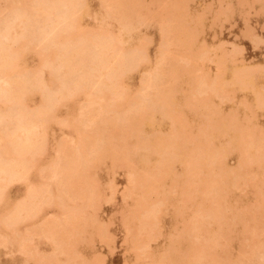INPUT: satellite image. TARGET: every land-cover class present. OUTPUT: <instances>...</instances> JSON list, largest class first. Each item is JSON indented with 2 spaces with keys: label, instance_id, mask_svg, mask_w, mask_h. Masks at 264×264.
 Segmentation results:
<instances>
[{
  "label": "rangeland",
  "instance_id": "374dc122",
  "mask_svg": "<svg viewBox=\"0 0 264 264\" xmlns=\"http://www.w3.org/2000/svg\"><path fill=\"white\" fill-rule=\"evenodd\" d=\"M46 1H49V0H46ZM105 1H102V0H88V3H87L88 12H83L82 11L83 9H79L80 7L78 6L79 8L77 7V9L74 11L73 15L80 22V24H86V23H89L92 20V17L90 16L91 17L90 18L88 15L89 14L92 15L93 12H97L98 13V15H97L98 16V20H101V21H99L100 23L98 22V20H95V21L99 25H103V24L106 25L107 23H110L109 26H108V24L106 26H108V29L111 30V32H113L114 34H116V33L120 34L121 32L125 33L123 31H121V29H119V28L122 27L123 24L120 27L119 25H120L121 22H119V25H118L117 23H115L117 21H115V22L112 21V18H111V21H110L108 16L111 15V13L110 12L107 13V11H108V8L111 9V8H114V7H115L114 9H111V10H113L111 12L114 13V11H115V13L117 12L116 14H118V11H119V14H120V10L121 9H122V11L123 10L127 11V9L129 8V4H128V8L127 9H124V7H123V5L126 6L127 0H126V3H124L125 0H123V1L122 0H118V1L116 0L117 4L119 6H121V7H119L118 5L115 4L116 3L115 0H112V1L108 0V5L110 6V4L114 2L113 5H116V6L107 7L108 6L107 2H106V4H104ZM128 1H130V0H128ZM132 1H135V4H137V1L139 2L140 0H132ZM202 1H203V3H202ZM3 2H4V4H3L4 6L2 5ZM98 2L102 4L101 8L99 7L100 4H98ZM121 2H123L122 3L123 5H120ZM216 2H218V3H216ZM220 2L222 4H219ZM250 2H251V4H250ZM31 3H32V0H25L21 4H18L17 7H18L19 10L26 11L25 14L27 12L29 14V12L31 10ZM130 3H131V1H130ZM174 3H175V5H174ZM176 3H177V5H178V3H180V5H178V6L181 7V5H182L184 7V8L182 7L183 11H181L179 8H177L181 12V14H180L181 16L180 17H176V16H179V15L176 14L178 12H174L176 9L173 10L175 8V6H177ZM135 4L134 3L132 4V6H133L132 10H134V11L130 10L132 12V14H131V12H129V13H125V15L128 14L127 16H129V14H130L131 17L135 18L134 16L136 15V12H135V9H136V10H138L137 13L139 14V15L137 14L139 16L138 19H141L140 18V15H141V17L143 16L144 19L148 18L147 20H149L151 23H149V25H148L146 19L144 21H142V20L138 21L137 19H135V21L137 20L136 22H139V23H137V25H135L136 22L134 23V29L131 32H129L128 34H125V38L126 37L128 38L126 40L127 42L125 41L124 45L122 44L120 46V48L123 49V47H124L125 49H123L120 52V54L117 51L118 53L116 52L117 54L113 56V58L115 59V57H117L118 54L121 55V53L123 51H124L123 53H125V50H126V52L128 50H130L132 48V45L137 43V40H138L137 38L138 37L142 38L144 40V42H146V38H147L148 42H149L151 37L153 38V42H151L150 45H149V54H150V56L148 57V60H150V62L149 61H147V62H143L142 61L143 63L141 64L139 72L135 73L136 76H135V79L133 80V84H135V85L130 88V91L129 90L128 91L124 90V93H123L124 95L122 94L121 98L115 95V97L113 99V97L111 96L112 94L109 91H107V92L109 94H111V95H109V94L105 95L106 89H104L105 86L102 83L104 82V79H105L104 72L106 70L105 71H100V77H101V75H102V77L101 78L98 77L99 81H97L98 78L96 79V77H95V76H97L96 73L91 72V74H90L89 71L92 70V69H90L92 64L90 65V62H89L88 58L90 56L89 54H90L91 51H88L87 47H86V50L88 51V55L85 52L86 50L83 53V54H85V56L83 57V58H85V65L83 67L75 69L73 74H72V77H73L75 82L78 81V83H79V81H81V80H79V78L80 79L82 78L80 75H86L89 72L88 73L89 74V76H88L89 82L87 81V83L85 84V88L83 86H81L82 89H83L82 91L80 90L81 88L77 87V90H78V88H79V90L75 91V92H77L75 94V93H73L74 91L72 89V87L75 88L72 85L75 82L73 81V83H71V81L69 80V77L71 76V74H70V76L68 75V82H70L72 87H71V85L68 84L67 81H65V82H67L66 83L67 84L66 88H67V86H70V87H68L69 89L68 88L67 89L68 90L72 89V91H73V92L69 91V94L71 93V97L69 95V97H70L68 99L69 101L63 99L62 101H64V103L59 100L60 103H59V101H58V103H56V105H58V106L55 105L53 107V109L54 108L55 109L53 110V113H51V115L54 114V116L57 114V116H55V119L53 118L54 120H52V122L53 123H57V121H60V122H58L59 129L62 130L60 135L63 134L61 137L58 138V140L56 139V140L50 142L49 148L51 149V147H52V149H51L52 152L51 151L49 152V150H48V152H46L47 154L51 153L54 159L51 161L50 164H47V161H41V160L39 161L38 164L34 163V166H32L33 168L31 167L32 169L30 168V170H28L30 172H27V174H26L27 175V177H26L27 179L25 181H28V182H26L27 184L24 181V185H25V186H23L24 188L23 187L22 188H17L16 190H15V186L17 185V183L16 182L14 183L12 181L8 182V177L9 176H7V175L3 176V174H1V172H0V178L3 177L5 179L4 180L2 178L4 180V182L0 181V185L4 186L3 189L5 191L13 190L16 193L18 192V195L20 197H22L23 195H25L27 193V192L25 193L24 191L27 189L28 185L29 186H33V185L37 186L38 183H40V182L42 183L43 182V184H41L40 188H41V193L45 195L46 192H44V189L47 190V188L50 187L48 190L51 191L54 188L53 184L59 182L60 179L62 180V178L58 174H54V169H56V167H57V163H56L55 160H56V158L58 159V157H59L58 154L60 153V151L62 149L65 151V153L67 151L69 152V150L77 152L78 155L80 153L81 154L80 155L81 158H82V156L85 157V158L83 157L82 160H84L86 163L85 162L83 163L82 160H80V162L85 164V165L88 163L87 162L88 159H89V162H90V159H92L90 164H88L87 167H85L88 170H90V171H88V173H87V170L85 169L86 172L83 170L81 173L75 175L74 178H72L71 182L69 181L70 182L69 183V187L71 188V189L70 188L68 189V194L69 195L68 194L67 195L64 194V195L61 196L63 198L59 197V195H58L56 197L57 199H55V200L53 199L51 201V203L55 202L57 200L59 201V199L61 198V202H60L61 206H59V208L62 211H63V209L67 211V209H70V207H72V206H74L75 209H77V207L78 208H83L84 214H82L83 212L81 214L79 213V212L82 211L80 209H77V212H76V210H74V208H71L75 213H78L79 215L83 216V218H81V216H78L79 217L78 218L77 215H75V213H74V215L76 216L74 218H76V219H74V218L73 219L75 221L71 218L75 222L74 226L72 225L73 223L71 225H68L67 227L65 225H62V223H59V224H57L56 227H53V226H55L54 222L55 223L60 222V219L63 222L64 218H67L68 216L65 214L64 211L62 213H56L55 211H52L49 208H47V211H45V215H47V216L44 215L45 217H44V222H43V223L48 224L46 226V228H45L47 230L46 232H44V233H42L40 235H35V233L30 232V230H32V229L29 230L27 227L23 228V229H20L19 230L20 233H18V235H17V233H13L12 232L14 234V235L11 234L12 237L16 236L15 239L13 237V239H14L13 240V242H14L13 249H16V250H15V254H12V257L15 258L16 260H19L20 261V262H18L19 264H23L25 262V260H27V262H26L27 264H34V262H35V264H38L36 260H38L40 257H44V255H45L44 263H46V264H73V263L74 264H81V263L83 264V262L90 263V261H91V264H93L92 263L93 261H94V264H98V262H101L100 260H102V259H99V258H103V255H105L104 256L105 260L108 259V261H106V263H105V260H104L103 262H101V264H188L187 262H189V263L191 262L192 264H194V263L197 262L196 259L203 254L202 253L200 255L199 254L200 252L198 253L194 249L195 246H196V248L202 249L203 248L202 246L204 244L205 245H210V243H211L210 247H212L213 249L216 250V254L215 255L220 256L221 258L224 257V259H222V262H218L215 258L213 259L212 256L210 255V253L207 252L208 249L205 247V252L208 255L205 253L207 256L206 255L204 256V260L202 258L201 259L202 261L199 262L200 261L199 260L196 264H212V263L213 264H243L246 261H252L253 258L256 259L257 261L259 260L260 262L261 261L263 262L264 259L261 258L262 254L260 252L264 249L263 248L264 247V233L261 232L264 229V227H263V229H261V227L264 225V221H263V219H261V218H264V210H262L263 208L261 206L262 201L264 202V154H262L261 152H258V150L256 151L255 150L256 149L255 148V142L253 143L251 141H253V140L255 141L256 140L255 138L258 137V134L262 135V137L264 139V112L261 111V110H258L256 108L257 104H256L255 98L253 96V95H255V97H257L259 95L261 97L264 96V47H263L264 46V40H260V38L264 39V0H223V1H219V0H217V1H215V0H145L144 1L143 0L142 3L140 2V5L138 4L140 7L138 5H136V6H138V8L137 7L134 8ZM142 4H144V5L146 4V6H143ZM148 4H149V6H148ZM153 4H154V6H153ZM218 4H219L220 7L217 6ZM228 4H229V7H228ZM58 5H57L58 8L65 6L62 2L59 3ZM156 5H157V7H156ZM250 5L253 6L252 7L253 10H255L256 7H257L256 14H255V11H253V13H252V8H251V10L249 8ZM48 6L49 7L50 6L53 7L54 5L52 6V4H47L46 8H48ZM226 6H227L228 9L226 8ZM0 7H1L0 8V20L3 19V18H6L7 15L11 17L10 18L11 20L14 17H16V15L12 16V14H11L12 12H9L10 10H9V5H8V1L7 0H1L0 1ZM54 7H56V5ZM67 8H68V6L66 8H64V9L66 10ZM119 8H120V10H119ZM170 8L173 10L174 14L176 15L175 17L171 16L170 14H169L170 17H168V14L166 13L167 14L166 15L164 13L165 10L168 11V9L170 10ZM229 8H231L233 11L230 10ZM248 9H249V11H248ZM58 11L59 10H57V8H56V13ZM103 11H105L108 14V16H106L107 14H105V12H103ZM126 11H124V12H126ZM245 11H248L249 12L248 14L252 13L253 15H251V14H250L251 16L248 15V19H247L245 16H243V15H246V13H247ZM124 12H122V14ZM170 12H171V10H170ZM54 13H55V10H54ZM54 13L52 11L53 15H55ZM134 13H135V15H134ZM160 13H161V16H160ZM261 13H262V15H260ZM171 14L173 15L172 12H171ZM27 15H26V17H22V18L19 17V20L20 21L22 20L21 22H24L25 19L27 20V18L29 17V16L27 17ZM53 15H51L49 17H53ZM58 15H60V14H58ZM165 15H166V18H164V22H163V18L160 19V17H164ZM194 15L196 16V18L194 17ZM103 16L105 17V19H104ZM138 16H136V17H138ZM242 16H243V18H241ZM192 17H194L195 19L192 18ZM8 18L9 17H7V19ZM190 18H191V20H190ZM23 19H24V21H23ZM31 19L32 18H30V20ZM35 19H36V17H35ZM38 19H39V17H38ZM48 19L49 18L46 19V17H45L43 20H48ZM51 19L54 22L56 20H58V19H53V18H51ZM151 19L153 21H151ZM102 20H103V22H102ZM245 20H249V21L247 22ZM29 21H27L28 23L26 22L27 25L30 27V29L34 28L35 30L33 29L34 31H31L29 29V31H28L27 28H25L26 32L34 33L33 34L34 36L33 35L31 36V34L27 35L29 33H26V35L29 36V38H27V39L29 40L28 42H30V44L27 45L28 46V51L25 52L26 53L25 55L27 56V57L26 56L25 57H26L27 60L29 58H32V59L35 58L37 60V57L39 56L40 60L37 63L36 67H33L29 71H27L28 73L30 72L29 73L30 75L27 76L28 73H26V72H25L26 73L25 76L22 75L21 72L23 73V71H22L23 68L18 67V68H15L14 70H12L8 75L5 74L7 76V78H6V76L4 74L1 73L3 76H1L2 78H0V80L2 79L1 81L3 82L4 76H5V79H4V81H5L6 79H9L8 77L10 75H12V77H16V74H18V75L20 74L21 76L26 77L28 79V81H27L28 87H30L29 82H30L31 86H34L33 85V82H34L35 88L37 89V90L35 89V93L38 94L39 98L36 100V103L34 102V104L32 106H29V108L26 107L24 104L22 105L23 108L25 106L27 109L31 110V108H32L34 110V107H36V109H37V106H39L40 99L41 100H47V98H49V97H45V95L48 94L49 89L52 90V91H55V92H52V93L49 92L50 93V97H51V95L56 93L58 91V89H59L58 88L57 91H56V90H53V88L55 89L56 87H59L60 85H63V84L65 85V82H64V78L65 77L64 78L61 77L63 73L65 75V70H63L64 68L61 67L62 69H60L58 74H56L57 69H55L56 71L53 69L54 67L53 68L51 67V69H50L49 68L50 65H48L45 62L46 59L44 58V54H45V49L44 48H45L46 44L48 43L47 41L49 40V38L52 37L53 33L58 32V30L59 31L61 30V28L64 26V22H62V23L58 22V23H56L54 25H53V23H51L54 28H53V30H49L47 28V25H48V22L50 23L51 20H48V22L46 21L47 25L44 24L45 21L44 22H39V23L36 22L37 24L35 23L34 20H33L34 23H33V21H31L32 23L29 22ZM243 21L246 24H244ZM255 21H256V23H255ZM21 22H19L17 20L13 24L14 25L17 24L19 26V28H21L22 26H24V27L27 26V25H24L23 23H22L23 25L21 24L22 26L19 25ZM201 22H202V24H201ZM153 23H155V24H153ZM160 23H161V26H162V23H164L165 26H167V24L169 25L167 27H165L163 25V27L167 31L169 30L168 33L170 32L169 33L170 35L167 33L166 30H165L166 34L160 32V28L157 27V26H160L159 25ZM165 23H167V24H165ZM247 23L250 25V28L252 27V29L253 28L254 29L250 30V31L247 30L246 32H249V33L248 34L246 33L247 35H245L244 36L245 38H244L243 35H241L242 32L240 31V33H239V29H241V30L244 29L247 26ZM11 24L12 23H9V25H11ZM43 24H44V26H46V28L43 26ZM260 24H262V25H260ZM34 25H35V27H34ZM32 26H33V28H32ZM139 26H141V27H139ZM180 26H182V27L184 26L185 27V33H186V35L188 34L189 36H191L190 39L192 37L195 38L194 39L195 43H193L194 46H190L191 48L188 45H186V42L184 41V38H186L185 39L186 41L187 40H188V42L190 41L189 42L190 45H192L191 44V40L193 38L190 40L189 37H188V39H187V37L185 36V33H183L184 31L181 32L182 35L180 36L179 35L180 33L179 34L177 33V31L179 30V29L177 30V28L180 27ZM243 26H245V27H243ZM16 27L17 26H14L13 28H11V30L13 31V29H15V31H20V32L21 31L22 32L25 31L24 28H23V30L22 29L19 30V28H16ZM48 27H49V25H48ZM261 27L263 28V30H262ZM40 28H43L44 33H47V34L49 33L48 36H46L45 34L43 35L42 31L38 32V29H40ZM44 28H45V30H44ZM137 28H138V30H136ZM158 28H159V30H158ZM259 28H261V29H259ZM46 29H47V31H46ZM11 30H9V32H8L9 36L7 35L9 38L6 37V40L8 42H6V41L4 42L6 45L11 43L12 35H15V36L17 35V32L13 31L14 32L13 33ZM118 30H120L121 32H118ZM181 30H182V28H181ZM178 32H180V31H178ZM23 33H25V32H23ZM38 34H40L41 36L40 35L38 36ZM146 34H149L151 37L150 36L149 37H145ZM159 34H161L163 37L167 35V39H168V35L170 37V40H169V42L167 44H169V45L171 44V46L168 47V45H167V47H165V48L169 49L170 52L168 53L166 51V49L164 50V48H163L164 45L162 46V48H160V49H163L164 51L158 49L159 51H162L160 53L164 52L165 55L162 54L163 57H168V60H166L167 62L166 61L163 62L165 60V58L162 59V62L161 61H159V62L157 61V53L158 52L155 51V48H156L159 40L162 41V39H163L164 42H165V39L163 37L160 38L161 36ZM183 35L185 36L184 38H183ZM25 36L23 35V37H25ZM158 36H159V38H158ZM210 36H212V38H210ZM241 36L243 37V39L241 38ZM21 37H22V35H21ZM30 37L31 38L35 37L36 39L35 38L34 39L36 41L34 39L32 40ZM13 38H14V36H13ZM42 38H44V39L47 38V40L46 41L42 40ZM10 39H11V41H10ZM24 39L27 41L26 38H23V40ZM17 40L15 39L14 41L17 42ZM23 40H21V38H20V41L18 40L19 43L15 42L16 45L14 43H13L14 46L11 45L12 43L10 45L12 46L13 49H16V48L19 47L20 44H23V43L25 44L26 43ZM37 40H39V41H37ZM143 40H141L142 44H143ZM253 40L255 41V43H257V42L259 43L260 41H262V43H260L258 45H254L251 42ZM51 41H52V39H51ZM20 42H22V43H20ZM83 43H85L84 44V48H85V45L87 43L86 42H83ZM165 43H163V44H165ZM50 44L51 43H49L48 45L50 46ZM235 45H237V46L239 45L238 47H241L240 45H242L243 50H242V52L238 51V54H241V56L240 55L237 56L238 54H235L236 52H234L233 55L234 56L236 55V57L233 56L234 58L231 60V58H232L231 55L232 54H230V51H227V50H230V49L231 50H235L236 49ZM88 46H90V45H88ZM196 46L197 47L199 46L198 47L200 49V50L198 49L199 51L196 49ZM253 46H257V47L253 48ZM216 47H217V49H216ZM46 48H48V47L46 46ZM218 48H219V50H218ZM224 48H225V50H224ZM41 49L43 50V52H42ZM194 49H196L198 51L197 52L198 54L196 53V50L194 52ZM223 50L226 52L225 55L227 54V56H225L223 54L224 53ZM91 53L94 54L93 52H91ZM166 53H167V55H166ZM212 53H214V55L216 54L217 57L214 56ZM92 54H91V56H92ZM153 54H154V61H153ZM195 54H197V56ZM228 54H230V57L228 56ZM223 55H224L225 58L222 57ZM91 56H90V58H92ZM113 58H112V60H114ZM215 58H218V59L221 58V59H220V61L219 60L216 61ZM238 58H239V60L241 58L242 64H241L240 61L234 60V59H238ZM222 59H225L226 62H224V60L222 62ZM112 60L110 59V63L113 62ZM233 60L236 61V63H234V65L236 66V69H237V67H240L241 65H242V67L244 65L248 66V68L252 67V68H250L251 70H249V71H246V67L245 68L243 67V69L246 71V74L247 73L249 74V76L248 75L247 76L250 77V79L247 81L248 84L246 82V84L248 85L246 87L247 91H246V88H245L246 85L244 86L245 89L242 91V86L240 87V85H239L240 80L238 81V80L235 79L236 81H238V83H236L234 78H233V81L236 84L235 85H232V84L229 85L230 82L228 80L232 79L230 77H233L231 75L232 67H233V70L235 69V66L230 63ZM246 60H248V61L246 62ZM171 61H172L173 65L175 63L176 64L178 63V66L181 65L183 67V68L181 67V69H183V70H181L180 67H179V69H180L179 70V69H177V65H175L174 68H176L177 70L175 71L173 69L175 71V72L173 71L174 75H176L175 73L178 72L177 75H178V77L180 76L179 77L180 79H178L177 75L176 76L171 75L172 74L171 73L172 72V68H173V67H171L172 66ZM44 62L46 63L45 65H47V67H46L47 69H45V65H43V66L41 65ZM156 62H158V63H156ZM57 63H58L57 61L55 63H53V66L54 65L56 66ZM113 63H111V64H113ZM145 63H147V64H145ZM154 63H155V67H154L155 69L151 68V66H153ZM217 63H222L223 64L222 65L223 69H220L221 65L217 64ZM216 64H217V66H216ZM254 65L255 66L258 65L257 68L261 67V69L257 70ZM184 66L187 67L188 71L184 68ZM199 66L200 67L202 66V67L199 68ZM214 66L218 67L221 72H222V70L224 72L220 73L219 70H217L216 67L214 68ZM57 67H59V66H57ZM38 68L41 70V73L42 72L43 73L49 72L48 69H50V71L53 70L55 72V74H56L55 78L52 77V79L54 80V81H52V83H49V85L47 83L46 84L44 83V86L46 88L43 89V87H44L43 84L42 85L40 84L42 86V87H40V88H42V90L40 88L36 87L37 83H35V81L39 80V78H40L39 76H35L37 73H38L37 75L40 74L39 73L40 70L36 71V69H38ZM248 68H247V70H248ZM253 68H255L254 70H257V71H253L252 70ZM170 69H171V71H170ZM190 69H191L190 73L192 74V76H189L188 74H186L187 72H189ZM236 69L234 70L235 72L237 70L239 72V69H240V71H242L241 70L242 68H238L237 70ZM153 70H156L154 72L155 74H156V72H159V71L162 74L164 73L165 77H167L166 75H168L170 73L172 78L167 77V79H166V78H164V76L162 77V78L165 79V84H166L167 80H169L168 78H170L169 81H171L172 79H175L173 82L176 81L175 83H173L171 81L169 85L168 84H167V86L165 85L168 91L165 90L166 89L165 86H163L164 88L162 86H160L161 87V89H160L159 88V84H157L158 87L157 86L156 87L160 89V91L158 89V91H157L158 93L157 94H161L160 92L164 91V93L167 92L170 95V97H171V96H173L174 92L176 93L177 89L180 88L178 90V92L176 94H174V96L172 98V102H174L173 103L174 105H172V107L170 105V110L172 108L174 109L173 111H175L177 113L175 115L177 118L173 115V114H175V112H172V110L171 111L169 110V108H168L169 104L166 105L167 107L165 106L164 108H163V106L155 105L154 104L155 103L154 100H156V99L153 98L154 95H152L153 94L152 91L150 93V95H152V96L151 97L147 96V95H149L148 94V92H149L148 90L151 89V88H147L146 87V85L148 83L146 84L143 81H142V83L139 82L142 79L145 81L146 78L150 75L147 72L153 71ZM180 71H182V72H180ZM183 71L185 72L184 74H183ZM215 71H216V76L217 77L215 75H213V73H215ZM83 72H85V73L83 74ZM140 72L141 73L146 72L147 74L146 73L141 74ZM160 72L157 73V74L161 75ZM165 72H166V74H165ZM238 72H236V73L239 75ZM252 72H253V74H252ZM92 73L96 74V75L91 77V75H93ZM208 73H209V77H208ZM240 73H242V72H240ZM55 74H54V76H55ZM33 75L36 77V80H34V81L31 80V79H34V78H32ZM212 75L215 78H212L213 77ZM21 76H18V77L20 78ZM29 76L31 77L30 79L28 78ZM103 76H104V78H103ZM186 76L189 77V78H187V79H189L188 81H186ZM205 76L210 78L211 81L214 80L213 81V86L216 87V89L212 85L211 86H212V88L215 91L217 90V93H215L216 96L213 95L212 92H211V94H209V91L212 88H209L210 86L208 87L206 85L208 83L210 84V81L208 82V80H207L208 78L206 79ZM66 77H67V75H66ZM94 77H95V79H94ZM190 77H191V79H190ZM218 77L219 78L221 77V79H220L221 82H219V80L215 81V79H217ZM234 77H235V75H234ZM10 78H11V76H10ZM86 78L87 77L82 78V79H86ZM158 78L161 79L160 77H158ZM13 79L18 80L16 78H12L11 80H13ZM90 79L91 80L94 79V81H91ZM204 79H206L207 81H205ZM100 80H102V81H100ZM162 80L163 79H161V83L164 82V80L163 81ZM203 80L205 81L204 84L202 83V82H204ZM226 80L228 81L227 82L228 84L227 83H223ZM246 80H247V78H246ZM1 81H0V90H1L0 93H2V89H3L4 90L3 93L5 95H7V94L9 95V91H10L9 89L12 88L13 84L9 86V85H5L6 83L4 82L5 84L3 85V83ZM83 81H85V80H83ZM233 81H232V83H233ZM7 82H9V80H7ZM138 82L141 83V84L144 83L145 87L144 86L143 87L145 89L147 88L148 90L140 89L139 88L140 84ZM214 82L215 83L219 82L220 84L218 83V85H215ZM84 83H83V85H84ZM154 83H156V82H154ZM171 83H173L174 85L175 84L178 85V87L176 85L174 86ZM186 83L188 84L187 86H185ZM199 83H202L203 86L201 85L199 87L200 89H197ZM79 84L82 85V83H79ZM237 84L239 85V87L241 89L240 91H239L238 86H236ZM1 85H3V86H1ZM64 85H63V87L61 86L60 89L63 88L65 90V92L64 93H61V92L58 93L59 92L58 91L57 94H56V97L54 96L56 99L59 96L65 94L66 92L68 93V90L65 89ZM4 86H6V87H4ZM8 86H9V89L7 88ZM101 86H104L103 89L105 90V92L99 91ZM168 86H170V87H168ZM171 86H173V87H171ZM156 87H154V88H156ZM171 88H172V91H173V89H175L174 92L171 91L173 94H171L169 92V89L171 90ZM201 88H202V91L203 90L205 92L207 91L206 93L208 95L205 94L204 91L202 93L200 91ZM183 89H185V90H183ZM225 89H226L227 92L225 91ZM64 90H62V92ZM120 90L122 91V89H120ZM180 90L182 91V93L180 92ZM198 90H199V93H198ZM234 91H235V93H233L234 95L231 96L230 92H234ZM100 92H101V94H99ZM128 92H129V94H128ZM259 92L260 93L262 92L263 95H261ZM182 94H184V95H182ZM226 94H228L227 96L230 97V98H226L227 97ZM5 95H4V97H5ZM84 95H85V97H84ZM101 95H102V97H100ZM131 95H133V96H131ZM212 95L215 96V97H213ZM2 96L3 95L0 94V99H2L4 101V102L0 101V115L1 114L5 115L4 112H6V114H8V115L10 114L9 115V117H10L13 114L11 116V119H13V120H11L13 122L12 126H11L12 122H10V119H9V124H8V115H6L7 119H6V116L4 117V119L2 117H0V125L4 124V125H2V127L5 129L4 135L7 134V136H8L10 134V132L8 133V131L10 129L12 130L13 127H14L13 125L16 123V122H14V119H15L14 115L16 116V119H17V121L19 123L20 122L19 118L20 119L23 118L22 120L24 122L26 120L25 118L27 117V115H29V113H27L28 110L25 113L26 108H25L24 111H23V109H22V111H20L21 108H20L19 105H21L22 102L21 103L19 101L12 102V100L10 102V101H8V100H10V99H8L9 96L8 97L6 96L7 98L3 97L5 100L3 98H1ZM108 96H111L110 97L111 99ZM208 96H210V97H208ZM159 97H160V95H158V98ZM231 97H235V98H231ZM241 97L243 99H239ZM44 98H46V99H44ZM122 98H123V100H122ZM129 98H131V99L129 100ZM174 98H175V100H174ZM6 99H8L7 100L8 101L7 104L5 103ZM133 99H137L139 101H143L142 103L144 104V108H145L144 110H146V111L144 113H142V115L143 114L145 115L147 113V116H148V114H149L148 117L146 115L145 116L141 115V117H142L141 119H144V117H147V121H146V119H144V121L142 120V124L144 125V127L142 126L141 123H139V124H141V126L139 125V128L142 129L140 131L143 132V134L146 133L145 138H144L145 142L147 141L148 144L151 145V149H150L151 151L149 150L148 151L149 153L148 152H146V153L144 152L146 155H148L146 157L147 160L145 159V162L149 163V164H146L145 162H144V164H141V165H140L139 162H137L138 163L137 164L136 163V158L133 155L134 153H132V150L134 152L136 147H139V144L141 142H143L142 138L144 137V135L140 134L141 132L139 134L142 135L143 137H140V135L138 137V138L141 139V142L138 139L136 140L137 142L139 141V144L137 142L134 143L135 142L134 141L135 140L134 137L132 136L131 139H133V140H131L129 135H128L129 138L128 137L126 138L128 140V142L126 140L125 141H121L124 144H122L118 140L115 141V140L111 139L114 143L116 142L114 145L117 144V146H115L116 147L115 149H118V150H116V152H114V153H116L115 156H117V158H119L118 157V153L121 154L120 152L123 151V148H122V151L119 150V147L121 149L122 145L126 144L128 146V148H129L128 149L129 151H130V148L132 146L134 147V149H132L130 151V153H131V155H130L131 156L130 157L131 162L130 163L124 162L123 164H119V163H122V162L119 161V159L117 161V158L114 159L113 158L114 156L110 155L112 157V158H110L108 156L109 154H106L107 155L106 156L105 154H102L101 151H99V152L102 155H105V156H102V155H100L97 152L100 155L99 156V155H97V153L95 154V152H94V154H95L94 156L96 158L98 157L95 160L93 154L92 155L90 154L91 151L93 152V149L91 151H89L91 149L90 147H89L90 149H88V150H86V147L83 149V144H81V146H80L79 143H76L75 141L72 142V140L67 135V133H66L67 130L69 128H76L77 129L76 126H79L78 129H80V130H81V128H83L82 130H84V135L89 134V136H90V135H93V134L94 135L99 134L100 133V127H101L100 123L102 122L101 121L99 123V121H98V120L102 119L100 116L102 115L103 117L107 118V120H109V117H110L111 118L110 119L111 122H113L112 121L113 119L116 122V119H115L116 118V113L114 111L116 109H118L119 104L123 105L122 108H124V107L126 108V107H128L127 105L132 104ZM143 99H148V100H143ZM231 99H233V100H231ZM65 101H67L68 103L65 102ZM114 101H115V104L113 103ZM129 101H130V103H128ZM149 101H151L152 103L149 102ZM206 101H207V106H206L207 108L205 107V105H206L205 102ZM208 101L211 102V105H209V106H208V104H210V102H208ZM239 101H240V103H242L241 101H243V103L238 106V104H239L238 102ZM87 102H88V104H87ZM195 102H196V104H195ZM212 102L215 103L214 106H212L213 105ZM233 102H234V105H233ZM13 103H14V105H12ZM17 103H18V105H17ZM243 104H245L244 106H245V108L247 110L243 109L244 108V106L242 107ZM8 105H9V107H11V106H12V108L14 107L16 109V112H15V110L12 111L13 109L10 110ZM16 105L19 108L16 107ZM61 105L62 106L64 105L63 108H62ZM190 105H193V106H190ZM246 105H251V108L249 107V109L251 111L255 110L254 111L255 113H253V112L252 113L254 115H256L255 116L256 119L254 118L252 113L251 114H252L253 117L250 115L249 112H251V111H248V108H247L248 106H246ZM65 107H67V108H65ZM78 107H79L80 110L78 109ZM211 107H213L214 109H217V108L220 109L221 114L219 115V117H217L216 115L214 116V114H212L213 112L210 109H212L213 111H214V109L211 108ZM230 107H231L232 110L230 109ZM236 107H237V109H236ZM17 108H18V111H17ZM227 108H229V111H227ZM87 109H89V110H87ZM113 109H114V111H113ZM162 109H163V111H162ZM206 109H208V110H206ZM218 109H217V112H218ZM235 109H236V111H234ZM30 110H29V112H30ZM164 111L165 112H169L170 111L171 113L170 112L169 113L171 115H173V120H170L171 119L170 117H172V116H169L170 114L168 115V113H167V116L165 117ZM180 111H181V113H179V114H181L182 118H180L181 117L180 115L178 116V112H180ZM9 112H12V113H9ZM160 112H162V115H161ZM183 112H184L185 116H187L186 117L187 119H185V116L182 115ZM192 112H194V113H192ZM217 112L214 111L215 114ZM242 112H243V114H242ZM22 113H25L27 115H25V117H24V115ZM77 113H78V115H77ZM244 113L246 115H248L249 118L247 116H245ZM257 113H259V114H257ZM19 114H20V116L22 115V117L18 118L17 116H19ZM98 115H100V116H98ZM150 115L154 116V117L152 116L153 120H152V118H150L151 117ZM71 117H72V119H71ZM162 117H163V119H162ZM168 117L170 119H167ZM222 117H224V118L222 119ZM92 118H94V120L98 121L97 125L96 124H94V125L92 124V121H94V120H92ZM148 118L151 119L152 123L150 121L148 122ZM62 119L66 120V122L63 120L65 123L64 122L62 123ZM182 119L187 120L188 122L189 121H192V122L190 124H188V123L183 124V123H185V121H183ZM73 120L75 121V123H74ZM84 120H85V122H84ZM77 121H79V122H77ZM178 121H180V122H178ZM181 121H183V122H181ZM67 122L70 124L69 127H67L68 124L66 125ZM174 122L178 123V124H173ZM213 122L216 123V125H215L216 127L215 128L213 127L214 129L212 128V126H214V125H212ZM77 123H78V125H77ZM180 123H182L184 126L181 127L182 124H180ZM6 124H7V127H6ZM60 124H61L62 127L60 126ZM63 124H65L66 126L63 125ZM187 124L190 125L189 127H192V128H188ZM16 125L17 124H15V127H16ZM82 125H83V127H82ZM63 126H65V128H63ZM80 126H81V128H80ZM2 127L0 126L1 129H3ZM174 127H177V128H174ZM184 127H186V129ZM108 128H110V126L107 127V129L105 128L106 130L105 129L103 130V134H104L105 138L111 137L113 135V133L115 132V130L112 132V130L108 129ZM167 128H169V129H167ZM183 128H184V130L186 132L189 129H191L190 132H189L190 135H188L187 133L185 134ZM88 130L92 131L94 133L91 132L92 133L91 134L90 132H88ZM107 130L109 132H107ZM256 131H258V132L256 133ZM2 132L3 131H1L0 133H2ZM163 132H165V133L163 134ZM170 132H173V134H172L173 137L172 138H171V135H170L171 133ZM124 133L127 134V130L124 131ZM209 133L211 134V136H209L210 135ZM220 133H222L223 137L221 136ZM184 134L186 136L188 135V137H185ZM254 134H255V136H254ZM12 135H13L14 138L10 137L11 135L8 136L9 139L7 137H4V142L2 143V141H0V143L3 144L6 147H9L8 146L9 145L8 142H7V144L5 142L6 140L9 141L10 139H17L18 137L22 138L24 136L23 133L16 134V132H15V136L16 137L14 136V133ZM65 135H66V137H64ZM204 135H206L207 137L204 136ZM168 136H169L170 140L172 139L171 140L172 142L170 143L171 144L170 146H172V147H170V149H169V147L167 148V152L166 153L169 154V158L167 159V157H166V159L164 161L165 164H164L163 157L165 158V156H166L165 154L166 153L163 151L165 154L164 155L161 154L163 152H159V150H157L155 145H156V141H157V146H158L159 145L158 141L161 140L162 138H168ZM250 136H252V137L250 138ZM37 137L39 138V135H37L36 138ZM68 140L69 141L71 140V141L68 142ZM89 141L90 140H88V142ZM112 141H107L108 143L110 142V144H109L110 146L113 145ZM145 142H143V144ZM147 142H146L145 145H148ZM64 143H66V144H64ZM108 143L104 142V144H108ZM119 143H120L121 146L119 145ZM52 144H54V145H52ZM137 144H138V146H137ZM181 144H183L182 147H181ZM150 145H148V146H150ZM76 146H78V147H76ZM84 146L88 147V145H84ZM104 146H106V145H104ZM153 146L155 147V149H154ZM77 148H79V149H77ZM148 148H150V147H148ZM182 149H183V152L181 153ZM105 150L108 151L107 149H105ZM261 150L264 151V144H263V147H261ZM160 151H161V149H160ZM112 152L113 151H111V153ZM135 152H137V151H135ZM150 152L151 153L154 152L155 155H154V153H153V155L150 154ZM156 152H157V154H156ZM171 152H173L172 155H170ZM139 153L144 154L142 152V150L139 151ZM178 153H180V156L178 155ZM196 153H197V155H196ZM160 156H161V160L163 159L162 161H160V162H163L162 163L163 165L160 164L159 162H155L157 160H160ZM172 156H174L175 158H173ZM222 156L224 157V159L222 158ZM6 158H7L6 156L0 157V160H3V161H1V163L4 162ZM99 158H101L100 160H102V164L103 165L102 164L98 165L100 163ZM172 158H173V160H171ZM198 158H200V159L198 160ZM220 158H222V159H220ZM225 158H226V160H225ZM130 159L128 161H130ZM153 160H155V161H153ZM170 160H171V162H170ZM219 160H223L222 163H224L225 166H227V167L231 166V167L230 168L228 167V169L226 167L224 168L223 167L224 165L223 164L221 165L220 164L221 161L219 162ZM53 161H55V162H53ZM96 161H98L99 163H97ZM112 161H114V162L112 163ZM166 161H168V162H166ZM172 161H173V163H172ZM174 162H175V164H174ZM199 162H200V164H198ZM109 163H112V164H109ZM127 163L130 166L127 165ZM167 163H169V165ZM190 163H192L193 168L196 167L197 169L195 170V168H194L193 171L190 172V170L192 168L190 166ZM83 164H82V166H83ZM196 164H198V165H196ZM91 165H93L94 168H91V167L89 168V166H91ZM97 165H98L99 168L96 167ZM119 165H121V166H119ZM154 165L157 167L158 171L161 173V176H163V175L165 176L166 175V173L164 172L166 170L167 171V175L166 176L169 175L170 177L169 176H168L169 178L166 177V176L165 177H159L160 173L159 172L158 173L155 172L157 169L155 168ZM160 165H162V166L160 167ZM116 166H119L120 169L117 168ZM169 166L171 168L173 166L174 167L171 169ZM105 167H107V168H105ZM135 167H136V169H135ZM138 168H140V169L143 168L142 170L146 169L145 171L146 172L149 171V172H147V175L145 174L146 172L142 171V170L141 171L143 173H139L138 172L139 171ZM161 168H162V170H161ZM220 168H221V170H220ZM41 169L44 170L45 172L47 171V174L44 171H42ZM93 169H94V171H93ZM147 169H149V170H147ZM222 169L224 171H227L226 172L227 175L223 174L225 177L220 175L221 173L224 172V171H222ZM111 170H113V171H111ZM150 170L153 172V174L155 172L158 175V177L156 175V177L153 178L152 177L153 174H151L152 172ZM168 170H169V174H168ZM40 171H41V173H40ZM37 172H38V175H37ZM83 175H87V176L83 177ZM31 176H32V179H31ZM39 176H41V177L39 178ZM42 176L44 178L46 176L47 180L43 179ZM172 177L174 179H172ZM85 178H86V180H85ZM137 178L139 179V183L135 182L136 183L135 184L134 182L133 183L131 182V181H133V179L135 180ZM164 178H166V179L164 180V182L162 181V183H164L165 185L162 184L164 186H162V188H161V186H159V185H161V183L159 184V182H160L159 180H163ZM170 178L172 179L171 181L169 180ZM221 178H224V179H221ZM2 179H0V180H2ZM40 179H43V180H40ZM89 179L90 180L92 179L91 182H89ZM37 180H39V181H37ZM62 181H64V180H62ZM129 181L131 182L130 184H128ZM156 181H157V183H155ZM209 181L211 183H209ZM215 181H218L220 186H222V187L224 186L223 189H225V190L226 189L227 190L230 189V191L226 192L225 190H222V192H221L220 189H222V188L221 187H220V189L217 188L219 186V184L217 182H215ZM80 182H81V184H80ZM83 182H84V184H83ZM85 182H87V183H85ZM32 183H34V184H32ZM95 183H97V184H95ZM221 183H222V185H221ZM9 184H11V185H9ZM48 184H50V185H49V187L46 188V186ZM85 184H88V185L85 186ZM155 184H156V186H155ZM157 185H158V188H157ZM212 185H214V188H210V187H212ZM215 185H217V187H215ZM81 186H82V188L79 189V187H81ZM90 186H92V187H90ZM95 188H97V190ZM81 189H83V191ZM214 189H215V191H214ZM80 190H81V192L85 193V196L82 195L84 197V199H83V197L80 198V197L77 196V194L80 192ZM125 190L127 191L126 194L124 193V192H126ZM27 191H29V190H27ZM70 191H71V193H70ZM90 191H92V192H90ZM195 191H196V193H195ZM206 191H208V192H206ZM216 191H217V193H215ZM20 192L22 193V196H21ZM121 192L124 193V196H123V194ZM220 192L222 193V195H224L226 197L221 196ZM224 192H226L227 194L226 195L223 194ZM74 193H76V194H74ZM71 194H72V196L74 195L73 196L74 198L70 196ZM215 194H217L218 196L216 195V197H214ZM219 194H220V196H219ZM110 195H112V196H110ZM159 195H161V196H159ZM179 196H181V197H179ZM105 197L107 198V200L110 199V202L109 201L106 202L107 200L105 201V199H106ZM190 197H191V199H190ZM218 197L225 198L224 199L225 201L222 200L223 198L218 200ZM111 198H113V199H111ZM160 198H161V203H163V205H161L160 202H157V200L160 199ZM163 198H164V200H163ZM69 199L70 200L73 199V200L69 202L68 201ZM80 199H81V201H80ZM64 201H66L65 203H66V205H68L67 207H69V208H67L65 206V204H62ZM219 201H221V202L219 203ZM71 202H76V203L73 205ZM79 202H80V205H79ZM105 202H106V204H105ZM225 202L227 203V205L226 206H222V205L226 204ZM158 203H160L159 207H158ZM99 204H100V208L97 211L96 206L99 207ZM168 204H169V207H168ZM220 204H222V205H220ZM228 204H230V205H228ZM249 204L251 206H249ZM164 205H166V206H164ZM215 205H216V207H215ZM247 205L249 206V208H248ZM160 206H161V208H160ZM127 207H129V209H127ZM166 207H167V210H166ZM212 207H214V209L217 208L215 210L218 211L217 215L219 217L216 216L215 218H210V217L208 218V216H209L208 213H209V211H210V209ZM220 207L224 208L223 211H222V208H220ZM263 207H264V205H263ZM157 208H158V210H157ZM163 208H164V210H163ZM6 209H8V210H6ZM150 209H156L157 210L156 211L157 213H155V215L157 216V219H154L155 216H153L154 220L152 219V217H150L151 220H153L152 222H154V221H158L159 222V223L156 222L157 223L156 227L158 228V230H156L157 228L154 227L155 226L154 225L153 227L155 228V232H150V233H153L151 235L154 236V237L157 234V236L155 237V239L157 238L156 240L152 239V237H149L150 233L148 232L150 228H148L149 227V225H148L149 223L147 224V218H146V215H145L146 214L145 211L146 210H150ZM159 209H160V211H159ZM11 211H12V209H10V207L4 208L2 213L0 214V219L1 220L6 219L8 216H10ZM49 211H51V212H49ZM161 212H164V214L163 213L161 214ZM177 212H180V213L185 212V213H183L182 215L178 213L179 215H181L179 217V215L177 216V214H176ZM259 212H261V214L263 212L262 217L260 216V219H261L260 221H259V217H258L259 214H260ZM233 213H237V215L239 214L241 219L238 220V221H240V223L242 222L243 219H245V221L242 222V224H244V226L242 225L244 227L242 229L243 231L240 230L242 228V226H240L239 222L238 221H237L238 223L236 222V220L238 218L237 219H233L234 218ZM88 214H90V215H88ZM92 214H94V216L97 215L95 218H96L97 222L101 223V224H97L94 221V219H93V221H91V219L93 217V216H91ZM175 214H176V216H175ZM230 214L232 216H230ZM158 215H160V216H158ZM237 215H236V217H237ZM87 216H91V217L89 218V220L84 222L85 218L88 219ZM122 217H124L123 219H125L126 221L123 220ZM150 218L148 219L149 221H150ZM228 218H229V220H228ZM249 218H251V219L254 218V221L257 220V222H254V223L258 224V228L256 227L257 225L255 226V224L252 222V220H253L252 219L251 222L253 223V225L256 228L253 227V225L250 222ZM80 219H82V220H80ZM120 219H122V220H120ZM110 220H112V221H110ZM144 220H146V221H144ZM180 220H181V222H180ZM248 220H249L250 223H248ZM82 221H83V224H84L85 228L83 227ZM123 221H124V224H123ZM228 221H231V222L233 221V222L231 224ZM234 221H235L236 224L234 223ZM86 222L89 223L90 225L88 224L89 225L88 226ZM106 222H107V224H106ZM224 222H226V224L228 223L229 225L228 224L227 225L226 224L223 225ZM125 223H126V225H125ZM247 223L249 225L251 224L252 226L250 225L251 226L250 227ZM237 224H239V225H237ZM98 225H100V226H98ZM144 225H146L147 228ZM158 225L160 226V229H159ZM172 225H175V226L172 227ZM197 225H199V226L197 227ZM247 225H248V227H247ZM92 226L94 227L95 232H93L94 229H91V232H90V228H92ZM227 227L229 228V230H227L228 229ZM233 227H234V229H233ZM259 227H260V229H259ZM188 228H189V230H188ZM231 228H232V231H231L232 234H230V232H229ZM245 228H247L249 231L251 229V232H250V233H252L251 237H249L250 234H248L247 230H246V233L248 234V236H247V234L244 231ZM57 229L67 231V235L65 233V235H66L65 239H64V241H62L63 243H61L59 240H58V242L57 241H54V242L53 241H51V242L50 241L49 242L46 241L47 239L45 240V237L48 236L50 232L54 233ZM223 229L227 230L226 232L231 237L234 236V238H237V239H233V240L230 239L231 243L229 241H226V240L229 239L228 238L229 236H227L228 234L226 232H224ZM254 229H258V231L257 230L253 231ZM86 230H88L89 232L86 231ZM146 230H147V232H146ZM85 231H86V233H84ZM235 231L237 232V236L235 234H233V232H235ZM241 231L244 234H242V233L239 234V232H241ZM92 232H93V234H92L93 236H91V237H93V238H89L88 234H90ZM135 232H137V233H135ZM221 232H222V234H221ZM134 233H135V235H134ZM159 233H160V235H159ZM223 233L227 234V235H225V236H227L226 237L227 239L223 236L225 238L224 242L226 241V243H224L225 245L223 244V239L224 238L222 239V237H221L223 235ZM254 233H255V236H254ZM83 234H84V236H83ZM124 234L127 235L126 238H124ZM240 236H244V237H240ZM245 236H246V238H245ZM252 236H254V238H253L254 241L252 240ZM83 237L87 238V243L85 241V243L87 245H84ZM255 237H256L257 240L255 239ZM149 238H151L152 242L150 240H148ZM243 238H244V240H242ZM89 240H90V242H88ZM91 240L94 242V244H93V242ZM123 240H125L126 242L125 241L123 242ZM146 240H148V241L146 242ZM237 240H239V242ZM42 241L48 242V245H47L46 248H49L48 250H50L44 255L42 253H38V247H39V249L42 248V246L40 245V243ZM72 241H74L75 245H74V243ZM80 241L82 242V244L80 243ZM109 241H111V242L109 243ZM207 241H208V244H207ZM248 241H250V243L252 242L251 243L252 245L248 244L249 243ZM64 242L65 243L67 242V243L65 244ZM69 242H72V243H69ZM119 242L121 244H119ZM171 242L174 243L175 247L171 244V246H173L174 248H171L170 246H168V244L171 243ZM221 242H222V244H220ZM237 242L239 244H237ZM253 242L255 244H253ZM146 243H147V245H146ZM199 243H201V244H199ZM202 243H203V245H202ZM229 243H230V245H228ZM242 243H243V246H244L245 250L242 247ZM62 244L64 246H62ZM72 244L74 246H76V248H74V246ZM76 244H78V245H76ZM236 244H237V246H236ZM91 245H92V247H90ZM148 245H149V247H148ZM221 245L222 246L223 245L224 246L227 245L228 247L226 246L227 249H225L226 248L225 247V248H223L221 250ZM249 245H251V247L253 248V249L251 248L252 252L250 251V248H249L250 246ZM166 246H168L170 248H167ZM229 246H231V248H229ZM238 246H239V248L240 247L242 248V251L239 250L240 251V255L237 254V255H239L237 257V256H234V254H236V252H237L236 248ZM163 248L165 249L164 251H163ZM261 248H263V249H261ZM111 249H114V250H111ZM230 249H233V251L231 252ZM246 249H249V251L247 252ZM0 250L2 251V253H4L2 255V258L4 260H6V259L9 260V259L12 258V257H10L11 256V254H10L11 250L7 249L6 247H2V246H0ZM73 250L76 251V252L73 253ZM161 250H162V252H161ZM223 250L225 252H227V253H224ZM226 250H229L231 252V254L228 253V251H226ZM235 250H236V252H235ZM60 251H61V253H60ZM77 251H78V253H77ZM244 251H246V252L244 253ZM75 253H77V255ZM8 254H10V255H8ZM78 254L80 255V257L78 256ZM81 254H82V256H81ZM98 254H100V255H98ZM190 255L191 256L192 255L195 256L196 259H194L195 257H193V258L191 257V260L188 259V258H190ZM225 255H227L228 258L225 257ZM70 256H73L74 259L72 257H70ZM225 258H227L226 259L227 261L225 260ZM238 258H240L241 262L239 261ZM88 259H91V260L87 261ZM210 259H213L214 261L210 260ZM193 260H195V261H193ZM208 260H209V262H207ZM210 261H212V262L210 263ZM215 261H217V263ZM205 262H207V263H205Z\"/></svg>",
  "mask_w": 264,
  "mask_h": 264
},
{
  "label": "bare ground",
  "instance_id": "6f19581e",
  "mask_svg": "<svg viewBox=\"0 0 264 264\" xmlns=\"http://www.w3.org/2000/svg\"><path fill=\"white\" fill-rule=\"evenodd\" d=\"M1 1V0H0ZM8 1V5H9V12H12L11 14H12V16H15L16 15V17H12L13 19V21L15 22V21H19V22H21L20 20H19V17L20 18H22V17H26V15L28 14V12L25 14V12L26 11H22V10H19L18 9V4H21L22 2H24L25 0H7ZM102 1H105V0H102ZM112 1V0H111ZM118 1V0H117ZM117 1L115 0V4L116 5H118L117 4ZM123 1V0H122ZM130 1H131V3H130ZM130 1H128L127 0V3H126V0H125V2L124 3H126V6H124L122 3L123 2H121L120 3V5H123V7H124V9H127L128 8V4H129V8L127 9V11L126 10H123L122 11V9L120 10V8H119V10H120V14H119V11H118V14H116L115 13V11H114V13L113 12H111V11H113V10H111V9H114V8H111V9H109L108 8V11H107V13L108 12H110L111 13V15H109L108 16V14L105 12V11H103V12H105V14H107L106 16H108L109 17V19H110V21H111V18H112V21H117V22H115V23H117L118 25H119V22H121L120 23V27H121V25H122V27L121 28H119V29H121V31H123V32H125V33H122L120 30H118V32H121L120 34H118V33H116V34H114L113 32H111V30H109L108 29V26H109V24L110 23H107L108 24V26H106V25H99L95 20H98V13L97 12H93V14L92 15H88L89 17L91 16L92 17V20L89 22V23H86V24H80V22L74 17V15H73V13H74V11L77 9V7L79 8V9H83L82 11L83 12H88V7H87V3H88V0L86 1V0H49V1H46V0H32V3H31V10H30V12H29V14L27 15V20L25 19V21H24V19H23V21L25 22H21L19 25H21L22 23L24 24V25H27V21H29L30 20V18H32L29 22H31V21H35V23L36 22H44L45 21V23L44 24H46L47 25V22H48V20H51L50 21V23L48 22V25H49V27H48V25H47V28L49 29V30H53V25L54 24H56V23H58V22H64V26L61 28V30L59 31L58 30V32H55V33H53V35H52V37L51 38H49V40L47 41L48 43L46 44V46L48 47V48H46V46H45V54H44V58L46 59V63L48 64V65H50V69H51V67L55 70V69H57V72H56V74H58V72H59V70L60 69H62V68H64L63 70H65V75H64V73L62 74V76L61 77H65L64 78V82L65 81H67L68 82V75L70 76V74H71V78L69 77V80L71 81V83H73V81H74V79H73V77H72V74H73V72H74V70L75 69H77V68H80V67H83L84 65H85V58H83L84 56H85V54H83L84 53V51L86 50V47H87V50L88 51H91V52H93L94 54H92L91 52H90V56H91V54H92V58H90V56H89V58H88V60H89V62H90V65L92 64V68L90 67V69H92L91 71H89L90 72V74H91V72H94V73H96L97 74V76H95L96 74H93V75H91V77L92 76H95L96 77V79L99 77V78H101L102 77V75H101V77H100V71H105L104 72V76H105V79H104V82L102 83L104 86H105V88L104 89H106V92H105V90L103 89V87L104 86H101V88L103 89H99V91H102V92H105V95H107V94H109L107 91H109L111 94H109V95H111L112 97H113V99H114V97H115V95L116 96H118V97H120L121 98V96H122V94L124 93V90H126V91H130V88L131 87H133L135 84H133V80L135 79V73H137V72H139V69H140V67H141V64L143 63V62H147V61H149L150 62V60H148V57L150 56V54H149V45H150V43L151 42H153V38L149 35V34H146V36L145 37H151L150 38V40H149V42H148V40H147V38H146V42H144V40L142 39V38H137L138 40H137V43L136 44H133L132 45V48L130 49V50H128L127 52H126V50H125V53H121V55H119L120 54V52L123 50V49H125L123 46V49L122 48H120V46L123 44L124 45V43H125V41L128 39L127 37L125 38V34H128L129 32H131L133 29H134V23L138 20V21H140V20H142V21H144L145 19H144V17L142 16L141 17V15H140V18L141 19H138L139 18V14L137 13V11L138 10H136L135 9V12H136V15H135V13H134V17L135 18H133V17H131L130 16V14H129V16H127V15H125V13H129V12H131V11H134V10H132L133 9V6H132V4L134 3L135 4V1H132V0H130ZM142 1L143 0H140L139 2L137 1V4H135V7L134 8H138V6L140 5V2L142 3ZM145 1V0H144ZM215 1H217V0H215ZM219 1H223V0H219ZM63 3L65 6L67 5L68 6V8L65 10L64 8H66L65 6H63V7H59L58 8V4L59 3ZM86 2V3H85ZM106 2H107V5H108V0H106L105 1V3L104 4H106ZM147 2V1H146ZM252 2V1H251ZM251 2H250V4H251ZM7 3V2H6ZM58 3V4H57ZM110 3V2H109ZM148 3V2H147ZM181 3V2H180ZM180 3H178V5H180ZM202 3H203V1H202ZM206 3V2H205ZM216 3H218V2H216ZM230 3V2H229ZM253 3V2H252ZM4 4V2L2 3V5ZM45 4V5H44ZM47 4H52V6L54 5H56V7H49L48 6V8H46L47 7ZM98 4H100V8H101V3H99L98 2ZM114 4V2L113 3H111L110 4V6L108 5L107 7H113V6H116V5H113ZM139 4V5H138ZM219 4H222L221 2L219 3ZM219 4L217 5V6H219ZM227 4V3H226ZM225 4V5H226ZM231 4V3H230ZM58 5V6H57ZM136 5H138V6H136ZM143 6H146V4L144 5V4H142ZM174 5H175V3H174ZM176 5H177V3H176ZM175 6V8L173 9V10H175L174 12H178V13H176L177 15H179V16H176L175 14H174V12H173V10L170 8V10H171V12L173 13V15L171 14V12H170V10L168 9V11L167 10H165V14L167 13L168 14V17H170V15L171 16H176V17H180L181 15V12H180V10L181 11H183V9H182V5H181V7L180 6ZM4 6V5H3ZM2 6V7H3ZM119 6V5H118ZM131 6V7H130ZM148 6H149V4H148ZM153 6H154V4H153ZM106 7V8H107ZM119 7H121V6H119ZM126 7V8H125ZM140 7V6H139ZM156 7H157V5H156ZM174 7V6H173ZM172 7V8H173ZM220 7V6H219ZM218 7V8H219ZM222 7V6H221ZM228 7H229V4H228ZM253 6L252 5H250L249 6V8H250V10H251V8H252ZM1 8V7H0ZM56 8H57V10H59L57 13H56ZM63 8V9H62ZM177 8H179V9H177ZM184 8V7H183ZM189 8V7H188ZM187 8V9H188ZM217 8V9H218ZM226 8H227V6H226ZM186 9V10H187ZM228 9V8H227ZM230 10H232L231 8H229ZM256 9H257V7H256ZM256 9L255 10H253V8H252V13H253V11H255V14H256ZM54 10H55V13H54ZM131 10V11H130ZM52 11H53V13L56 15H58V14H60V15H53L52 14ZM124 11H126V12H124ZM164 11V10H163ZM162 11V12H163ZM233 11V10H232ZM248 11H249V9H248ZM248 11H245V12H247L246 13V15H243V16H245L247 19H248V15L249 16H251V15H253L252 13H250V14H248L249 12ZM122 12H124L123 14H122ZM161 12V13H162ZM161 13H160V16H161ZM163 13V14H164ZM183 13V12H182ZM131 14H132V12H131ZM138 14V15H137ZM166 14V15H167ZM170 14V15H169ZM193 14V13H192ZM51 15H53V17H49V16H51ZM124 15V16H123ZM166 15L164 16V17H160V19L161 18H163V22H164V18H166ZM242 15V14H241ZM260 15H262V13L260 14ZM55 16V17H54ZM111 16V17H110ZM136 16H138V17H136ZM243 16L241 17V18H243ZM7 17H9L8 19H7ZM7 17L6 18H3V19H1L0 20V74L2 73V74H9L12 70H14L15 68H18V67H21V68H23V73L21 72V74L22 75H26V73H28L27 71H29L31 68H33V67H36L37 66V63L39 62V56L37 57V60L34 58V59H32V58H29L28 60L26 59V53L25 52H27L28 51V46L27 45H29L30 44V42H28L29 40L27 39V38H29V36H27V35H30L31 34V36L34 34V33H30V32H26V29L25 28H27V30L29 31V29H30V27L27 25V26H22L21 28H19V26L17 25V24H13L14 22L10 19L11 17L10 16H8L7 15ZM35 17H36V19H35ZM38 17H39V19H38ZM44 19L45 17H46V19L47 18H49L48 20H43L42 18ZM90 17V18H91ZM104 17V16H103ZM107 17V18H108ZM194 17L196 18V16L194 15ZM194 17H192V18H194ZM51 18H53V19H58V20H56L55 22L51 19ZM101 18V17H100ZM106 18V19H107ZM194 18V19H195ZM102 19V18H101ZM104 19H105V17H104ZM135 19H137L136 21H135ZM148 19V18H147ZM146 19V21H147V24L149 25V23H151L149 20H147ZM245 19V18H244ZM243 19V20H244ZM8 20V21H7ZM10 20V21H9ZM39 20V21H38ZM43 20V21H42ZM190 20H191V18H190ZM34 21H33V23H34ZM47 21V22H46ZM99 21H101V20H98V22ZM151 21H153L152 19H151ZM245 21H249V20H245ZM27 22V23H26ZM102 22H103V20H102ZM155 22V21H154ZM162 22V21H161ZM244 22V21H243ZM9 23H12L11 25H9ZM32 23V22H31ZM51 23H53V25L51 24ZM100 23V22H99ZM137 23H139V22H136V24L135 25H137ZM144 23V22H143ZM142 23V24H143ZM233 23V22H232ZM255 23H256V21H255ZM37 24V23H36ZM35 24V25H36ZM44 24H43V26H44ZM146 24V23H145ZM146 24V25H147ZM153 24H155V23H153ZM165 24H167V23H165ZM201 24H202V22H201ZM244 24H246L245 22H244ZM35 25H34V27H35ZM117 25V26H118ZM152 25V24H151ZM160 26H157V27H159L160 28V32H162V33H164V34H166V32H165V28L163 27V25H164V23H162V26H161V23L159 24ZM260 25H262V24H260ZM14 26H17L16 28H19V30L20 29H22L23 30V28H24V30L25 31H23V32H25V33H23L22 31L20 32V31H15V29H13V31H15V32H17V35L15 36V35H12V41H11V39H10V41H11V45L12 46H14V44L16 45V43L18 42V40L20 41V38H21V40H23V38H26L27 39V41L24 39L23 41H25L26 43L24 44H20L19 45V47L18 48H16V49H13L12 48V46L10 45V44H5L4 42L6 41V42H8L7 40H6V37H8L9 36V34H8V32H9V30H11V28H13ZM31 26V25H30ZM42 26V27H43ZM52 26V27H51ZM165 26V25H164ZM167 26H169L168 24H167ZM167 26H165V27H167ZM199 26V25H198ZM45 28H46V26H44ZM139 27H141V26H139ZM147 27V26H146ZM243 27H245V26H243ZM249 27V28H248ZM32 28H33V26H32ZM45 28H44V30H45ZM51 28V29H50ZM159 28H158V30H159ZM181 28H182V30H181ZM246 28V29H245ZM244 29H239V33H240V31L243 33H241V35H243V37L245 36V35H247L249 32H246L247 30L248 31H250V30H253L252 29V27L250 28V25L247 23V26L245 27ZM262 28V27H261ZM261 28H259V29H261ZM34 29V28H33ZM33 29H30L31 31H34ZM41 29V30H40ZM40 29H38V32L39 31H42L41 33L44 35H46V36H48V34L47 33H44V31H43V28H40ZM170 29V28H169ZM179 29V30H178ZM18 30V29H17ZM136 30H138V28L136 29ZM157 30V31H158ZM177 30L178 31H180V32H178L177 31V33L181 36L182 35V33L181 32H183V33H185V27L183 26H180V27H178L177 28ZM262 30H263V28H262ZM12 31V30H11ZM12 31V32H13ZM46 31H47V29H46ZM167 31V30H166ZM169 31V30H168ZM168 31H167V33H168ZM117 32V31H116ZM14 33V32H13ZM26 33H29V34H27L26 35ZM161 33V34H162ZM170 33V32H169ZM168 33V34H169ZM247 33V34H246ZM16 34V33H15ZM161 34H159L161 37L160 38H162L163 36L161 35ZM213 34V33H212ZM8 35V36H7ZM21 35H22V37H21ZM23 35L25 36V37H23ZM40 34H38V36H39ZM170 35V34H169ZM169 35H168V39H167V35L166 36H164L163 38L165 39V42H164V40L162 39V41H160L159 39V41H158V44H157V46H156V48H155V51L156 52H158L157 53V61L159 62V61H161L162 62V59H164L165 58V60L163 61V62H165L166 60H168V57H163V55L162 54H164V52L163 53H160V52H162V51H159L158 49H160V48H162V46H163V48H164V50L166 49V51L169 53L170 51H169V49H167V48H165V47H167V45H168V47H170L171 46V44L169 45V44H167L168 42H169V40H170V37H169ZM188 35V34H187ZM186 35V33H185V36L187 37V39H188V37H189V39H190V37L191 36H187ZM214 35V34H213ZM212 35V36H213ZM13 36H14V38L17 40V42L16 41H14L15 39L13 38ZM34 36V35H33ZM41 36V35H40ZM184 35H183V38L185 37ZM212 36H210V38H212ZM215 36V35H214ZM143 37V36H142ZM243 37L241 36V38L243 39ZM9 38V37H8ZM31 38V37H30ZM35 37H32L31 39L33 40ZM130 38V37H129ZM158 38H159V36H158ZM193 38V37H192ZM191 38V39H192ZM245 38V37H244ZM2 39V40H1ZM36 39V38H35ZM34 39V40H35ZM51 39H52V41H51ZM167 39V40H166ZM186 38H184V41L186 42V45H188L189 47L190 46H194L193 45V43H195V41H194V39L195 38H193L192 40H191V44L192 45H190L189 44V42H188V40L186 41L185 40ZM4 40V41H3ZM9 40V39H8ZM31 40V41H32ZM42 40H47V38L46 39H44V38H42ZM141 40H143V44L141 43ZM260 40H264V39H262V38H260ZM259 40V41H260ZM3 41V42H2ZM14 41V42H13ZM36 41V40H35ZM34 41V42H35ZM37 41H39V40H37ZM193 41V42H192ZM16 42V43H15ZM83 42H86L88 45H90V46H88L87 44L85 45V48H84V44L85 43H83ZM127 42V41H126ZM184 42V43H185ZM254 45H258V44H260V43H262V41H260L259 43L257 42V43H255V41L253 40V41H251ZM14 43V44H13ZM19 43V42H18ZM20 43H22V42H20ZM49 43H51L50 44V46L48 45ZM163 43H165V44H163ZM53 44V45H52ZM142 44V45H141ZM18 45V44H17ZM236 46V49L235 50H227V51H230V54H232L231 56H232V58H231V60L234 58V57H236V55L234 56L233 55V53L234 52H236L235 54H238V51L240 52H242V50H243V48H242V45H240L241 47H238L237 45H235ZM127 47V46H126ZM199 47V46H198ZM197 46H196V49L198 50L199 48H198ZM255 47H257V46H253V48H255ZM264 47V46H263ZM30 48V47H29ZM146 48V49H145ZM191 48V47H190ZM189 48V49H190ZM221 48V47H220ZM235 48V47H234ZM196 49H194V52H195V50ZM216 49H217V47H216ZM233 49V48H232ZM42 50V49H41ZM85 51L86 52V54L88 55V51ZM160 50H163V49H160ZM163 50V51H164ZM196 50V53L200 50H198L197 51ZM218 50H219V48H218ZM221 50V49H220ZM224 50H225V48H224ZM223 50V54L225 55V51ZM33 51V50H32ZM119 52V54H118V56L117 57H115V59L113 58V56L114 55H116L118 52ZM216 51V50H215ZM42 52H43V50H42ZM41 52V53H42ZM117 52V53H116ZM191 53V52H190ZM200 53V52H199ZM17 54V55H16ZM161 54V55H160ZM192 54V53H191ZM198 54V53H197ZM197 54H195L196 56H197ZM213 55H214V53H212ZM221 54V53H220ZM230 54H228V56L230 57ZM83 55V56H82ZM94 55V56H93ZM165 55V54H164ZM166 55H167V53H166ZM219 55V54H218ZM222 55V54H221ZM224 55L222 56V57H224ZM241 56V54H238L237 56ZM26 56V57H25ZM41 56V55H40ZM192 56V55H191ZM214 56H216V54L214 55ZM225 56H227V54L225 55ZM234 56V57H233ZM263 56V55H262ZM111 57V58H110ZM193 57V56H192ZM217 57V56H216ZM228 57V58H229ZM112 58L114 59V60H112ZM167 58V59H166ZM225 58V57H224ZM44 59V60H45ZM110 59L114 62H111V63H113V64H111L110 63ZM216 59V61L217 60H219L220 61V59L221 58H215ZM250 59V58H249ZM93 60V61H92ZM172 60V59H171ZM223 60H224V62H226V60L225 59H222V62H223ZM234 60H238V61H240L241 62V64H242V61H241V58H240V60H239V58L238 59H234ZM233 60V61H234ZM243 60V59H242ZM58 62L57 64H56V66L54 65L53 66V63H55V62ZM143 61V62H142ZM153 61H154V54H153ZM173 61V60H172ZM172 61H171V64H172ZM218 61V62H219ZM231 61L230 63L231 64H233L234 65V63H236V61ZM248 60H246V62H247ZM43 63V64H41L42 66L43 65H45L46 63ZM158 62H156V63H158ZM167 62V61H166ZM239 63V62H238ZM89 64V63H88ZM111 64V65H110ZM145 64H147V63H145ZM170 64V63H169ZM217 64H220L221 65V67H220V69H223L222 67V63H217ZM217 64H216V66H217ZM225 64V63H224ZM258 64V63H257ZM144 65V64H143ZM175 65H177V69H179V67H180V69H181V65L180 66H178V63L176 64H172V66L171 67H173L172 68V74L171 75H174V72L177 70L176 68H174V66ZM202 65V64H201ZM215 65V64H214ZM41 66V67H42ZM57 66H59V67H57ZM216 66H214V68L216 67ZM235 66V65H234ZM250 66V65H249ZM255 66V65H254ZM261 66V65H260ZM47 67V65H45V69H47L46 68ZM62 67V68H61ZM149 67V66H148ZM155 67V63L153 64V66H151V68H154ZM198 67V66H197ZM202 67V66H201ZM200 66H199V68H201ZM209 67V66H208ZM244 68L246 67V71H249V70H251L250 68H252V67H250V68H248V66H246V65H244L243 66ZM243 67H242V65L240 66V67H237V69L238 68H242L241 70L242 71H240V69H239V72H238V70L236 69V66H235V69L237 70L236 72H238L239 73V75L233 70V67H232V70L234 71H232L231 70V75L233 76V77H230V78H232V79H229L228 81L230 82V84L229 85H235L236 83H238V81L240 80V82H239V85H240V87L242 86V91L248 86L247 84H248V80L250 79V77H248L249 76V74L247 73L246 74V71L243 69ZM256 67V69L258 70H260L261 69V67L260 68H257L258 67V65L257 66H255ZM43 68V67H42ZM150 68V69H151ZM183 68V67H182ZM184 68L188 71V69H187V67L186 66H184ZM217 68V70H219V72L220 73H222V72H224L223 70H222V72L220 71V69L218 68V67H216ZM247 68H248V70H247ZM50 69H48L49 70V72H45V73H41V70L38 68V69H36V71H38V70H40V74L39 75H37L36 73V75L35 76H39L38 78H39V80H37V81H35V83H37L36 84V87H38V88H40V87H42L41 85L43 84V86H44V83L46 84H48L49 85V83H52V81H54L53 79H52V77H56V74H55V72L53 71V70H51L50 71ZM155 69V68H154ZM175 71H174V70ZM179 69V70H180ZM209 69V68H208ZM255 68H253L252 70L253 71H257V70H254ZM181 70H183V69H181ZM216 70V71H217ZM33 71V70H32ZM56 71V70H55ZM156 70H153V71H149V72H147V73H149L150 75L146 78V80L144 81L143 79L141 80V81H139V82H141L142 83V81L144 82V83H148L147 85H146V87L147 88H151V89H145L144 87H145V85H144V83L143 84H141V83H139L140 84V86H139V88L140 89H143V90H148L149 92H148V94L149 95H147V96H149V97H151L152 95H154L153 96V98H155L156 100H154L155 101V105H158V106H163V108L166 106V105H168V108H169V110H170V105H171V107H172V105H174L173 103L174 102H172V98H173V96H174V94H176L177 92H178V90L180 89V88H178L177 89V92L175 93L174 92V90L175 89H173V91H172V88H171V90L169 89V92L171 93V94H173L172 92H174V94H173V96H171L170 97V95L167 93V92H165L164 93V91H161L160 93L161 94H157L158 92V89L160 88L161 89V87L160 86H167V84L169 85L170 84V82L172 81H174L175 79H172L171 81H169L170 80V78H172L171 77V75H170V73L168 74V75H166L167 77H170V78H168L169 80H167V82H166V84H165V79L164 78H166L167 79V77H165L164 76V73L162 74L159 70V72L161 73V75H158L157 73H159V72H156V74L154 73ZM170 71H171V69H170ZM174 71V72H173ZM185 71V70H184ZM183 71V74L185 73ZM216 71H215V73H213V75H215L216 76ZM26 72V73H25ZM54 72V73H53ZM88 72V71H87ZM86 72V73H87ZM88 72V73H89ZM146 72H143V73H146ZM168 72V71H167ZM180 72H182V71H180ZM191 72V69L189 70V72H187L186 74H188L189 76H192V74L190 73ZM214 72V71H213ZM218 72V71H217ZM233 72V73H232ZM240 72H242V73H240ZM251 72V71H250ZM25 73V74H24ZM30 73V72H29ZM27 74V76L28 75H30V74ZM85 72H83V74H84ZM86 74V75H80L82 78H85V77H87L86 79H80L79 78V80H81V81H79V83H82V85L81 84H79L78 83V81H74L75 83H73L72 85L76 88H73L72 87V85L70 84V82H68V84L69 85H71V87H72V89H73V91H72V89H70V90H68L69 88L68 87H70V86H67V88H66V83L67 82H65V89L66 90H68V93L66 92L65 94H63V95H61V96H57L58 98L56 99L55 97H56V94H57V92L58 93H64L65 92V90L62 88V89H60L61 88V86L63 87V85H60L59 87H56L55 89L53 88V90H56L57 91V89H58V91L56 92V93H54L53 95H51V97H50V93H52V92H55V91H52V90H50L49 89V92H48V94H46L45 95V97H49V98H47V100H41L40 99V104H39V106H37V109H36V107H34V110L31 108V110L30 109H27L26 107H28L29 108V106H32L33 104H34V102L36 103V100L39 98V96H38V94L37 93H35V84H34V82H33V85L34 86H31V84H30V82H29V85H30V87H28V85H27V81H28V79L26 78V77H23V76H21L20 74L18 75V74H16V77H12V75H10L11 76V78H10V76L8 77L9 79H6L5 81H4V79H5V76H4V78H3V85L5 84V85H12V88L11 89H9V86L7 87L10 91H9V98L8 99H10V100H8V99H6V101H5V103L7 104V102L8 101H10L11 102V100H12V102H16V101H19L20 103L22 102V104L21 105H19L20 106V111H22V109H23V111L25 110V108H26V110H25V113H26V111H27V113H29V115H27V114H25V113H22L23 115H24V117H25V115H27V117L24 119L25 121L23 122V118L22 119H20L19 117H22V115L20 116V114H19V116H17L18 118H19V120H20V122L18 123V121H17V119H16V116L14 115V117H15V119H14V122H16L15 124H17L16 125V127H15V124L13 125L14 127H13V131L10 129L9 131H8V133L10 132V134L8 135V136H10V137H12V138H14L13 137V133H14V136H15V132H16V134H18V133H23L24 134V136L22 137V138H20V137H18L17 139H10L9 141H5L6 142V144H7V142H8V146L9 147H6V146H4L3 144H1L0 145V157H4V156H6L7 158L5 159V161L4 162H2L1 163V161H3V160H0V172H1V174H3V176L4 175H7V176H9L8 177V182L9 181H12V182H16L17 183V185L15 186V190L17 189V188H22L23 186H25L24 185V181L27 179L26 177H27V172H30V171H28V170H30V168L32 167V166H34V163H36V164H38L39 163V161L41 160V161H47V164H50L51 163V161L54 159L53 158V156H52V154L50 153V154H47L46 152H48V150H49V152L51 151L52 152V147H51V149L49 148V145H50V142H52V141H54V140H58V138L59 137H61L62 135H60L61 134V131L62 130H60L59 129V126H58V122H60V121H57V123H53L52 122V120H54L55 119V116H57V114L54 116V114L53 115H51V113H53V110L55 109H53V107L56 105V103H58V101L60 100V101H62L63 99H65V100H67V101H69L68 99L71 97V93L69 94V91H72L73 93H77V92H75V91H78L79 90V88H81L80 90L82 91L83 89H82V87L81 86H83L84 88H85V84L87 83V81L89 82V79H88V76H89V74ZM141 73V72H140ZM143 73H141V74H143ZM146 73V74H147ZM177 73L178 72H176L175 74L177 75ZM236 73V74H235ZM0 75V78H2L1 76H3V75ZM42 74V75H41ZM54 74H55V76H54ZM165 74H166V72H165ZM185 74V75H186ZM191 74V75H190ZM252 74H253V72H252ZM21 76L20 78L18 77V76ZM33 75V77L32 78H34V79H31V80H36V77ZM66 75H67V77H66ZM99 75V76H98ZM176 75H174V76H176ZM180 75V74H179ZM212 75V76H213ZM234 75H235V77H234ZM248 75V76H247ZM251 75V74H250ZM58 76V75H57ZM85 76V77H84ZM104 76H103V78H104ZM164 76V78H162ZM183 76V75H182ZM222 76V75H221ZM19 79H18V78ZM23 77V78H22ZM95 77H94V79H95ZM158 77H160L161 79H163L164 80V82H162L161 83V79H159ZM177 77H178V75H177ZM180 77V76H179ZM178 77V79H180ZM208 77H209V73H208ZM207 76H205V78L207 79L208 78ZM217 77V76H216ZM6 78H7V76H6ZM12 78H16V79H18V80H15V79H13V80H11ZM29 79L31 78L30 76L28 77ZM99 78L97 79V81H99ZM142 78V77H141ZM187 78H189L188 76H186V81H188L189 79H187ZM212 78H215L214 76L212 77ZM211 78V79H212ZM233 78H234V80L236 79V80H238V81H236L235 80V82L236 83H234V81H233ZM241 78V79H240ZM246 78H247V80H246ZM94 79L93 80H91V81H94ZM177 79V78H176ZM190 79H191V77H190ZM206 79H204L205 81H207L208 80V82L210 81V84L208 85V84H206L209 88H212V86H213V81L214 80H210V78H208L207 80ZM221 77L219 78H217V79H215V81H217V80H219V82H221ZM7 80H9V82H7ZM30 80V81H31ZM76 80V79H75ZM83 80H85V81H83ZM103 80V79H102ZM102 80H100V81H102ZM162 80V81H163ZM203 80V81H204ZM159 81V82H158ZM178 81V80H177ZM205 81L204 82H202L203 84L205 83ZM227 80L226 81H224L223 83H227L228 82ZM232 81H233V83H232ZM5 82V83H4ZM63 82V83H64ZM85 82V83H84ZM154 82H156V83H154ZM158 82V83H157ZM176 82V81H175ZM175 82H173V83H175ZM219 82H214L215 83V85H218V83ZM242 82V83H241ZM246 82H247V84H246ZM83 83H84V85H83ZM173 83H171V84H173ZM179 83V82H178ZM181 83V82H180ZM202 83H199L198 84V88L197 89H200L199 87L202 85L203 86V84ZM241 83V84H240ZM41 84V85H40ZM62 84V83H61ZM77 84V85H76ZM101 84V85H102ZM157 84H159V88H157L158 86H157ZM183 84V83H182ZM220 84V83H219ZM228 84V83H227ZM3 85H1V86H3ZM142 85V86H141ZM174 85V84H173ZM176 85V84H175ZM174 85V86H175ZM185 85V84H184ZM188 84L186 83V85L185 86H187ZM212 85V86H211ZM239 85L237 84L236 86H238V88H239V91L241 90L240 89V87H239ZM246 85V86H245ZM144 86V87H143ZM157 86V87H156ZM166 86H165V88H166ZM177 87H178V85H176ZM244 86H245V88H244ZM4 87H6V86H4ZM77 87H79L78 88V90H77ZM143 87V88H142ZM154 87H156V88H154ZM168 87H170V86H168ZM171 87H173V86H171ZM214 87V86H213ZM3 88V87H2ZM44 88H46L45 86L43 87V89ZM164 88V87H163ZM215 89H216V87H214ZM13 89V90H12ZM41 90H42V88H40ZM75 89V90H74ZM120 89H122V91L120 90ZM160 89H159V91H160ZM232 89V88H231ZM12 90V91H11ZM37 90V89H36ZM62 90H64L63 92H62ZM166 91H168L167 90V88L165 89ZM183 90H185V89H183ZM237 90V89H236ZM3 89H2V93H0V94H2L3 96L1 97V98H3L4 97V93H3ZM151 91H152V95H150V93H151ZM155 91V92H154ZM172 91V92H171ZM202 93H203V91H202V88H201V90H200ZM209 91V90H208ZM224 91V90H223ZM225 91H226V89H225ZM238 91V90H237ZM246 91H247V88H246ZM0 92H1V90H0ZM136 92V91H135ZM180 92L182 93V91L180 90ZM185 92V91H184ZM207 92V91H206ZM205 91H204V93L205 94H207ZM211 92H212V94L213 95H215L216 96V94L215 93H217V90L215 91L213 88L209 91V94H211ZM227 92V91H226ZM225 92V93H226ZM229 92V91H228ZM41 93V92H40ZM137 93V92H136ZM180 93V94H181ZM198 93H199V90H198ZM233 93H235V91L234 92H230V94H231V96L232 95H234ZM239 93V92H238ZM253 93V92H252ZM258 93V92H257ZM260 93V92H259ZM79 94V93H78ZM99 94H101V92L99 93ZM118 94V95H117ZM128 94H129V92H128ZM201 94V93H200ZM229 94V93H228ZM228 94H226V96L228 95ZM261 95H263L262 94V92L260 93ZM7 95H5V97L7 96ZM40 95V94H39ZM69 95H70V97H69ZM86 95V94H85ZM85 95H84V97H85ZM103 95V94H102ZM102 95L100 96V97H102ZM104 95V96H105ZM124 95V94H123ZM146 95V94H145ZM144 95V96H145ZM158 95H160V97L158 98ZM182 95H184V94H182ZM208 95V94H207ZM212 95V96H213ZM7 96V97H8ZM55 96V97H54ZM103 96V97H104ZM111 96H108L109 98L111 97ZM131 96H133V95H131ZM156 96V97H155ZM211 96V97H212ZM215 96H213V97H215ZM254 96V98H255V102H256V108L258 109V110H261V111H263L264 112V96L263 97H261L260 95L259 96H257V97H255V95H253ZM4 97V98H5ZM6 97V98H7ZM41 97V96H40ZM54 97V98H53ZM73 97V96H72ZM127 97V96H126ZM135 97V96H134ZM208 97H210V96H208ZM239 97V96H238ZM3 98V99H4ZM34 98V99H33ZM81 98V97H80ZM117 98V97H116ZM115 98V99H116ZM119 98V99H120ZM124 98V97H123ZM123 98H122V100H123ZM206 98V97H205ZM226 98H230V97H226ZM231 98H235V97H231ZM44 99H46V98H44ZM49 99V100H48ZM88 99V98H87ZM96 99V98H95ZM111 99V98H110ZM127 99V98H126ZM131 98H129V100H130ZM149 99V98H148ZM148 99H143V100H148ZM204 99V98H203ZM239 99H243L242 97L241 98H239ZM5 100V99H4ZM8 100V101H7ZM89 100V99H88ZM151 100V99H150ZM174 100H175V98H174ZM205 100V99H204ZM203 100V101H204ZM210 100V99H209ZM231 100H233V99H231ZM0 101L2 102L3 100L2 99H0ZM60 101H59V103H60ZM67 101H65V102H67ZM90 101V100H89ZM110 101V100H109ZM112 101V100H111ZM211 101V100H210ZM210 101H208V102H210ZM4 102V101H3ZM9 102V103H10ZM24 102V103H23ZM54 102V103H53ZM63 103H64V101H62ZM127 102V101H126ZM143 101H139V100H137V99H133V102H132V104H129V105H127L128 107H124V108H122V106L123 105H121V104H119V107H118V109H116L115 111H114V109H113V111L116 113V122H115V120L113 119L112 121L113 122H111V118L109 117V120H107V118H105V117H103L102 115L100 116V115H98V116H100L102 119H100V120H98L99 121V123L101 124V127H100V133L99 134H96V135H90L89 136V134H87V135H84V130H82L83 128H81V126H80V128H81V130L80 129H78V127L79 126H76L77 127V129L76 128H69L68 130H67V135L69 136V138L72 140V142L73 141H75L76 143H79L80 144V146H81V144H83V149L86 147V150H88V149H90L89 151H91L92 149H93V152L91 151V155L93 154V156L98 152L100 155H102V154H109L108 156L110 157V158H112L111 156H114L113 158L114 159H116L117 158V156H115L116 155V153H114V152H116V150H118V149H115L116 147L115 146H117V144L116 145H114L115 143L112 141V140H118L119 142H121V141H127L128 142V140L126 139L127 137H128V135H129V137H130V139H131V137L133 136L134 137V143H136L137 141V139L141 142V139L140 138H138L139 137V135L140 134H142V135H144V137L142 136V135H140V137H143L142 139H143V142H145V135H146V133H144L143 134V132H141L140 130H142V129H140L139 128V125L141 126V124H142V120L144 121V119H146V121H147V117L149 116V114H148V116H147V113L145 114L147 117H144V119H141L142 117H141V115H142V113H144L146 110H144L145 108H144V104L142 103ZM149 102H151V101H149ZM172 102V103H171ZM179 102V101H178ZM242 103H243V101H241ZM68 103V102H67ZM92 103V102H91ZM114 104H115V101L113 102ZM120 103V102H119ZM128 103H130V101L128 102ZM152 103V102H151ZM185 103V102H184ZM239 104H238V106L240 105V104H242V103H240V101L238 102ZM5 104V105H6ZM25 105L24 106V108H23V106L22 105ZM87 104H88V102H87ZM127 104V103H126ZM162 104V105H161ZM179 104V103H178ZM194 104V103H193ZM195 104H196V102H195ZM204 104V103H203ZM205 107L207 106V101L205 102ZM212 106H214V104L215 103H213L212 102ZM12 105H14V103L12 104ZM17 105H18V103H17ZM16 105V107H18ZM79 105V104H78ZM184 105V104H183ZM209 105H211V102H210V104H208V106ZM233 105H234V102H233ZM245 104H243L242 105V107L244 106ZM22 106V107H21ZM56 106H58V105H56ZM62 106V105H61ZM60 106V107H61ZM64 106V105H63ZM63 106H62V108H63ZM151 106V105H150ZM190 106H193V105H190ZM195 106V105H194ZM246 106H248L247 108H248V111H251L250 109H249V107L251 108V105H246ZM7 107V106H6ZM8 107H9V105H8ZM167 107V106H166ZM255 107V106H254ZM19 108V107H18ZM18 108H17V111H18ZM65 108H67V107H65ZM111 108V107H110ZM207 108V107H206ZM211 108H213V107H211ZM9 109L11 110V109H13L12 111H14L15 110V112H16V109L13 107L12 108V106L11 107H9ZM78 109H79V107H78ZM195 109V108H194ZM214 109V108H213ZM218 109V108H217ZM217 109H214V111H216L217 112ZM230 109H231V107H230ZM234 109V108H233ZM236 109H237V107H236ZM236 109L234 110V111H236ZM243 109H245V110H247L246 108H245V106H244V108ZM256 109V110H257ZM8 110V109H7ZM29 110H30V112H29ZM80 110V109H79ZM87 110H89V109H87ZM112 110V109H111ZM172 110V112H175V111H173L174 109L172 108L171 109ZM170 110V111H171ZM181 110V109H180ZM206 110H208V109H206ZM213 113L212 114H214V116L216 115L217 117H219V115L221 114V112H220V109H218V112L215 114L214 113V111L212 110V109H210ZM232 110V109H231ZM19 111V112H20ZM56 111V110H55ZM162 111H163V109H162ZM169 111V112H170ZM193 111V110H192ZM222 111V110H221ZM227 111H229V108H227ZM247 111V112H248ZM255 111V110H254ZM254 111H251V112H249L250 113V115L252 116V114L253 113H255ZM169 112H165L164 111V115H165V117L167 116V113H168V115L171 113H169ZM245 112V111H244ZM253 112V113H252ZM5 113V115L4 114H1L0 115V117H2L3 119H4V117L6 116V115H8V114H6V112H4ZM8 113V112H7ZM9 113H12V112H9ZM161 113V115H162V112H160ZM179 113H181V111L180 112H178V116L180 115L181 116V114H179ZM192 113H194V112H192ZM252 113V114H251ZM105 114V113H104ZM177 113L175 112V114H173L174 116L176 115ZM218 114V115H217ZM242 114H243V112H242ZM245 114V113H244ZM257 114H259V113H257ZM3 115V116H2ZM10 115V114H9ZM9 115H8V124H9V119H10V122H12L11 120H13V119H11V116L13 115H11L10 117H9ZM17 115V114H16ZM77 115H78V113H77ZM84 115V114H83ZM144 115V114H143ZM142 115V116H143ZM144 115V116H145ZM154 115V114H153ZM153 115H150L151 117L150 118H152V120H153ZM173 115H169V116H172V117H168L167 119H170V120H173ZM183 116H185V114H184V112H183V114H182ZM65 116V115H64ZM82 116V115H81ZM95 116V115H94ZM107 116V115H106ZM153 116V117H152ZM245 116H247L248 117V115H246L245 114ZM244 116V117H245ZM253 116H254V118L256 119V115H254L253 114ZM252 116V117H253ZM261 116V115H260ZM164 117V118H165ZM176 117V116H175ZM187 116H185V119H187L186 118ZM227 117V116H226ZM225 117V118H226ZM243 117V116H242ZM246 117V118H247ZM251 117V118H252ZM263 117V116H262ZM13 118V117H12ZM54 118V119H53ZM82 118V117H81ZM99 118V117H98ZM177 118V117H176ZM180 118H182V116L180 117ZM216 118V117H215ZM224 117H222V119H223ZM241 118V117H240ZM245 118V119H246ZM249 118V117H248ZM253 118V119H254ZM6 119H7V116H6ZM58 119V118H57ZM71 119H72V117H71ZM97 119V118H96ZM105 119V120H104ZM162 119H163V117H162ZM228 119V118H227ZM243 119V118H242ZM64 119H62V123L65 121L66 122V120H64ZM70 120V119H69ZM75 120V119H74ZM73 120V121H74ZM92 120H94V118H92ZM91 120V121H92ZM178 120V119H177ZM180 120V119H179ZM183 121H185V123H183V124H186V123H188V124H190L192 121H187V120H184V119H182ZM191 120V119H190ZM215 120V119H214ZM250 120V119H249ZM97 120H94V121H92V124L94 125V124H98L97 122H98ZM151 122V119H149L148 118V122ZM168 121V120H167ZM176 121V120H175ZM183 121H181V122H183ZM64 122V123H65ZM77 122H79V121H77ZM83 122V121H82ZM84 122H85V120H84ZM90 122V121H89ZM177 122V121H176ZM178 122H180V121H178ZM216 122V121H215ZM215 122H213L212 123V125H214V126H212V128L214 127H216L215 125H216V123ZM74 123H75V121H74ZM139 123H141V124H139ZM152 123V122H151ZM12 124H13V122L11 123V126H12ZM68 124V126L67 127H69V123L67 122L66 123V125ZM82 124V123H81ZM84 124V123H83ZM91 124V123H90ZM91 124V125H92ZM150 124V123H149ZM170 124V123H169ZM173 124H178V123H173ZM180 124H182V123H180ZM179 124V125H180ZM181 125V127H183L184 125ZM187 124V125H188ZM253 124V123H252ZM2 125H4V124H2ZM2 125H0L1 127H2ZM63 125H65V124H63ZM65 125V126H66ZM77 125H78V123H77ZM186 125V126H187ZM60 126H61V124H60ZM65 126H63V128H65ZM109 127L110 126V128H108V129H111L112 130V132L115 130V132L113 133V135L111 136V137H108V138H105L104 137V134H103V130L106 128L107 129V127ZM142 126L144 127V125L142 124ZM171 126V125H170ZM190 125H188V128H192V127H189ZM5 127V126H4ZM6 127H7V124H6ZM62 127V126H61ZM82 127H83V125H82ZM89 127V126H88ZM91 127V126H90ZM127 127V128H126ZM180 127V126H179ZM180 127V128H181ZM3 128V127H2ZM93 128V127H92ZM142 128V127H141ZM174 128H177V127H174ZM179 128V129H180ZM185 129H186V127H184ZM184 128H183V130H184ZM213 128V129H214ZM4 129V128H3ZM3 129H1L0 128V130L1 131H3L2 133H0V141H2V143L4 142V137H7L8 139H9V137L7 136V134H5L4 135V131H5V129L3 130ZM105 129V130H106ZM127 130V134L126 133H124V131H126ZM167 129H169V128H167ZM171 129V128H170ZM145 130V129H144ZM149 130V129H148ZM176 130V129H175ZM182 130V129H181ZM182 130V131H183ZM190 130L191 129H189L187 132L184 130V133L186 134H188V135H190ZM0 131V132H1ZM7 131V130H6ZM12 131V132H11ZM65 131V130H64ZM83 131V132H82ZM88 132H92V131H89L88 130ZM106 132V131H105ZM104 132V133H105ZM107 132H109L108 130H107ZM106 132V133H107ZM141 132V133H140ZM258 131H256V133H257ZM92 133H94V132H92ZM91 133V134H92ZM140 133V134H139ZM165 132H163V134H164ZM171 134V138L173 137L172 136V134H173V132H170ZM183 133V132H182ZM86 134V133H85ZM112 134V133H111ZM110 134V135H111ZM124 134V135H123ZM126 134V135H125ZM184 134V135H185ZM210 134V133H209ZM208 134V135H209ZM221 134V136H222V133H220ZM219 134V135H220ZM37 135H39V138L37 137L36 138V136ZM98 135V136H97ZM106 135V134H105ZM109 135V134H108ZM149 135V134H148ZM160 135V134H159ZM188 135L186 136L185 135V137H188ZM207 135V134H206ZM206 135H204V136H206ZM67 136V137H68ZM97 136V137H96ZM124 136V137H123ZM203 136V137H204ZM209 136H211V134L209 135ZM254 136H255V134H254ZM16 137V136H15ZM64 137H66V135L64 136ZM96 137V138H95ZM128 137V138H129ZM207 137V136H206ZM223 137V136H222ZM252 136H250V138H251ZM259 137V138H258ZM258 137H256L255 139V141L253 140V141H251V142H255V150L257 151L258 150V152H261L262 154H264V151H262L261 150V147H263V144H264V139H263V137H262V135H260V134H258ZM65 139V138H64ZM112 139V140H111ZM66 140V139H65ZM70 140V141H71ZM88 140H90L89 142H88ZM131 140H133V139H131ZM172 140V139H171ZM170 140V138H169V136H168V138H162L161 140H159L158 141V146H157V141H156V148H157V150H159V152H167V148L169 147V149H170V147H172V146H170L171 144V141ZM67 141V140H66ZM69 140H68V142H70ZM88 143H87V142ZM107 141H112V146L114 147H112V146H110L109 144H110V142L108 143ZM139 141L137 142L138 144H139ZM104 142L105 143H108V144H104ZM126 142V143H127ZM133 142V141H132ZM143 142H141L140 144H139V147H136V149L134 150V152H133V150L132 149H134V147L132 146H130L131 148H130V151L132 150V153H134L133 155L135 156V158H136V163L137 162H139L140 163V165L141 164H144V162H145V159H146V157L148 156V155H146L145 153L146 152H148L150 149H151V145L150 144H148V142H147V144L148 145H150V146H148V145H145L146 144V142L143 144ZM58 143V142H57ZM75 143V144H76ZM122 144H124L123 142H121ZM184 143V142H183ZM252 143V144H253ZM59 144V143H58ZM64 144H66V143H64ZM68 144V143H67ZM138 144H137V146H138ZM251 144V145H252ZM11 145V146H10ZM52 145H54V144H52ZM78 145V144H77ZM84 145H88V147L87 146H84ZM104 145H106V146H104ZM119 145H120V143H119ZM136 145V144H135ZM182 145L183 144H181V147H182ZM121 146V145H120ZM150 147V148H148V147ZM76 147H78V146H76ZM90 147V148H89ZM154 147V146H153ZM152 147V148H153ZM34 148V149H33ZM49 148V149H48ZM81 148V147H80ZM122 148H123V151H122ZM161 149V151H160V149ZM36 149V150H35ZM77 149H79V148H77ZM105 149H107L108 151H106ZM129 148H128V146L125 144V145H122L121 146V149H120V147H119V150L120 151H122V152H120L121 154H119L118 152V157L119 158H117V161H118V159H119V161H121L122 163H119V164H123L124 162H128V163H130L131 162V159H130V155H131V153H130V151L128 150ZM154 149H155V147H154ZM166 149V150H165ZM168 149V150H169ZM184 149V148H183ZM183 149H182V151H181V153L183 152ZM57 150V149H56ZM59 150V149H58ZM85 150V151H86ZM142 150V152L144 153V154H141V153H139V151H141ZM64 150L62 149L61 151H60V153L58 154L59 155V157H58V159L56 158V163H57V167H56V169H54V174H58L61 178H62V180H64V181H62L61 179H60V181L59 182H57V183H55V184H53L54 185V188L50 191V190H48L50 187H49V185L50 184H48L47 186H46V188L47 187H49V188H47V190H45L44 189V192H46L45 193V195L44 194H42L41 193V188H40V186H41V184H43V182L41 183H38V185L37 186H27V189L24 191L26 194L25 195H23L22 196V193H21V196L22 197H20L19 195H18V192L16 193L15 191H13V190H11V191H5L4 189H3V187L4 186H2V185H0V214L2 213V211H3V209L4 208H7V207H10V209H12V211H11V213H10V216H8L6 219H4V220H1L0 219V246H2V247H6L7 249H9V250H11V252H10V254H11V256L10 257H12V254H15V250L16 249H13V247H14V242H13V240L15 239V237L16 236H13L14 237V239H13V237H12V235L11 234H13V233H17V235H18V233H20L19 232V230L20 229H23V228H28L29 230L30 229H32V230H30V232H32V233H35V235H40V234H42V233H44V232H46L47 230L45 229L46 228V226L48 225V224H46V223H43L44 222V217L45 216H47V215H45V211H47V208H49L50 210H52V211H55L56 213H62L63 211L65 212V214L68 216L67 218H64V220H63V222H62V220L60 219V222H57V223H55L54 222V224H55V226H53V227H56L57 226V224H59V223H62V225H65L66 227L68 226V225H71L72 223V225L74 226V219H76V218H74V217H76L75 215H77V217L78 216H81V215H79L78 213H75L71 208H74V210H76V212H77V209H80V210H82L81 212H79L80 214L82 213V214H84V210H83V208H78L77 207V209H75V207L74 206H72V207H70V209H67V211L66 210H64L63 209V211L59 208V206H61V198H63V197H61L62 195H67L68 194V189L70 188L69 187V183L71 182V180H72V178H74V176L75 175H77V174H79V173H81L83 170L86 172V170H87V173H88V171H90V170H88L87 168H85V167H87V165L88 164H90V162H91V160L92 159H90V162H89V159L87 160V164L85 165V164H83L85 161L84 160H82L83 159V157L84 156H82V158H81V154L79 153V155L77 154V152H74V151H71V150H69V152L67 151L66 153H65V151L63 152ZM77 151V150H76ZM80 151V150H79ZM84 151V150H83ZM99 151H101L102 152V154L99 152ZM110 151V152H109ZM111 151H113L112 153H111ZM135 151H137V152H135ZM151 151V150H150ZM180 151V150H179ZM178 151V152H179ZM94 152H95V154H94ZM155 152V151H154ZM153 152V153H154ZM158 152V151H157ZM157 152H156V154H157ZM161 153V154H165V153ZM97 153V155H99ZM149 153V152H148ZM153 153H151L150 152V154H152L153 155ZM170 153V152H169ZM172 153L173 152H171V154L170 155H172ZM96 155V156H97ZM99 155V156H100ZM105 155H102V156H105ZM111 155V156H110ZM132 155V156H133ZM154 155H155V153H154ZM162 155V156H163ZM166 156H165V158L163 157V162L165 161V159H166V157H167V159L169 158V154H165ZM174 155V154H173ZM178 155L180 156V153H178ZM177 155V156H178ZM183 155V154H182ZM196 155H197V153H196ZM200 155V154H199ZM198 155V156H199ZM57 156V155H56ZM107 156V155H106ZM133 156V157H134ZM158 156V155H157ZM176 156V155H175ZM221 156V155H220ZM173 158H175L174 156H172ZM200 157V156H199ZM219 157V156H218ZM81 158V159H80ZM85 158V157H84ZM94 158H95V160L98 158H96L95 156H94ZM108 158V157H107ZM130 159V161H128L129 159ZM171 158V157H170ZM173 158L171 159V160H173ZM196 158V157H195ZM222 158L224 159V157L222 156ZM222 158H220V159H222ZM101 158H99V160H100ZM197 159V158H196ZM195 159V160H196ZM200 158H198V160H199ZM58 160V161H57ZM80 160H82V162L83 163H81L80 162ZM98 160V161H99ZM106 160V159H105ZM147 160V159H146ZM161 160V156H160V160H157V161H155V160H153V161H155V162H159L160 164H162L163 162H160V161H162ZM171 160H170V162H171ZM175 160V159H174ZM225 160H226V158H225ZM55 161H53V162H55ZM94 161V160H93ZM98 161H96L97 163H99ZM152 161V160H151ZM169 161V160H168ZM168 161H166V162H168ZM176 161V160H175ZM197 161V160H196ZM201 161V160H200ZM221 161V165L223 164L224 165V163H222V161L223 160H219V162ZM114 161H112V163H113ZM116 162V161H115ZM169 162V163H170ZM194 162V161H193ZM198 162V161H197ZM62 163V164H61ZM86 163V162H85ZM94 163V162H93ZM96 163V164H97ZM104 163V162H103ZM112 163H109V164H112ZM118 163V162H117ZM127 163V165H129ZM146 163V162H145ZM169 163H167L168 165H169ZM172 163H173V161H172ZM195 163V162H194ZM82 164H83V166H82ZM102 164V160H100V163L98 164V165H101ZM126 164V163H125ZM138 164V163H137ZM146 164H149V163H146ZM151 164V163H150ZM164 164H165V162H164ZM174 164H175V162H174ZM173 164V165H174ZM198 164H200V162L198 163ZM198 164H196V165H198ZM98 165L96 166V167H98ZM103 165V164H102ZM126 165V166H127ZM163 165V164H162ZM162 165H160V167L162 166ZM167 165V166H168ZM115 166V165H114ZM119 166H121V165H119ZM119 166H116L117 168H119ZM130 166V165H129ZM155 166V165H154ZM166 166V167H167ZM172 166V165H171ZM190 166L192 167L191 168V170H190V172L191 171H193V169L195 168V170L197 169L196 167H194L193 168V166H192V163H190ZM200 166V165H199ZM198 166V167H199ZM94 168L93 167V165H91V166H89V168ZM111 167V166H110ZM115 167V168H116ZM170 167V166H169ZM174 167V166H173ZM172 167V168H173ZM221 167V166H220ZM224 168L226 167L227 169H228V167L227 166H223ZM231 167V166H230ZM229 167V168H230ZM33 168V167H32ZM31 168V169H32ZM99 168V167H98ZM97 168V169H98ZM105 168H107V167H105ZM141 168V167H140ZM140 168H138L139 169V173H143L142 171H145L146 169V167L144 168L145 170H142V169H140ZM154 168V167H153ZM155 168L157 169V167L155 166ZM154 168V169H155ZM165 168V167H164ZM168 168V167H167ZM171 168V167H170ZM171 168V169H172ZM223 168V169H224ZM40 169V168H39ZM86 169V170H85ZM111 169V168H110ZM120 169V168H119ZM135 169H136V167H135ZM137 169V170H138ZM160 169V168H159ZM222 169V171H224ZM42 170V169H41ZM47 170V169H46ZM105 170V169H104ZM107 170V169H106ZM142 170V171H141ZM147 170H149V169H147ZM161 170H162V168H161ZM164 170V169H163ZM185 170V169H184ZM220 170H221V168H220ZM42 171H44V170H42ZM93 171H94V169H93ZM99 171V170H98ZM108 171V170H107ZM111 171H113V170H111ZM141 171V172H140ZM151 171V170H150ZM155 171V170H154ZM45 172V171H44ZM101 172V171H100ZM146 172V171H145ZM147 172H149V171H147ZM147 172L145 173L146 175H147ZM152 172V171H151ZM155 172H159L158 171V169L155 171ZM154 172V174H153V172L151 173V174H153L152 175V177L154 178V177H156V173ZM165 173H166V175H167V171L165 170L164 171ZM171 172V171H170ZM186 172V171H185ZM227 171H224L223 173H221L220 175H222L223 177H225L223 174H225V175H227V173H226ZM10 173V174H9ZM40 173H41V171H40ZM43 173V172H42ZM46 174H47V171L45 172ZM84 173V172H83ZM86 173V174H87ZM160 173V172H159ZM44 174V173H43ZM85 174V173H84ZM112 174V173H111ZM164 174V173H163ZM168 174H169V170H168ZM37 175H38V172H37ZM108 175V174H107ZM106 175V176H107ZM144 175V174H143ZM155 175V176H154ZM165 175V176H166ZM81 176V175H80ZM84 176H87V175H83V177ZM112 176V175H111ZM164 175L163 176H161V173H160V175H159V177H165ZM169 176V175H168ZM168 176H166V177H168ZM41 176H39V178H40ZM77 177V176H76ZM94 177V176H93ZM157 177H158V175H157ZM170 177V176H169ZM168 177V178H169ZM3 178V177H2ZM2 178H0V179H2ZM34 178V177H33ZM38 178V177H37ZM42 178L43 179H45V180H47L46 178V176H45V178L42 176ZM4 179V178H3ZM0 180V181H2V182H4V180ZM7 179V178H6ZM31 179H32V176H31ZM43 179H40V180H43ZM83 179V178H82ZM95 179V178H94ZM166 178H164L163 180H159L160 182H159V184L161 183V185H159V186H161V188H162V186H164L165 184L164 183H162V181L164 182V180H165ZM172 179H174L173 177H172ZM171 178L169 179L170 181L172 180ZM221 179H224V178H221ZM77 180V179H76ZM80 180V179H79ZM85 180H86V178H85ZM92 180V179H91ZM91 180L89 179V182H91ZM97 180V179H96ZM157 180V179H156ZM30 181V180H29ZM37 181H39V180H37ZM70 181V182H69ZM81 181V180H80ZM95 181V180H94ZM7 182V181H6ZM26 182H28V181H25V183ZM93 182V181H92ZM132 183L134 182H136V183H139V179L137 178V179H133V181H131ZM130 181H129V183L128 184H130L131 183ZM215 182H217L218 183V181H215ZM214 182V183H215ZM11 183V182H10ZM73 183V182H72ZM85 183H87V182H85ZM135 183V184H136ZM155 183H157V181L155 182ZM209 183H211L210 181H209ZM213 183V184H214ZM12 184V183H11ZM11 184H9V185H11ZM27 184V183H26ZM32 184H34V183H32ZM79 184V183H78ZM80 184H81V182H80ZM83 184H84V182H83ZM95 184H97V183H95ZM134 184V185H135ZM162 184H164V185H162ZM171 184V183H170ZM219 184V183H218ZM235 184V183H234ZM86 185H88V184H85V186ZM210 185V184H209ZM221 185H222V183H221ZM83 186V185H82ZM82 186L81 187H79V189L80 188H82ZM96 186V185H95ZM155 186H156V184H155ZM211 186V185H210ZM88 187V186H87ZM90 187H92V186H90ZM215 187H217V185H215ZM220 187L222 188V189H220ZM224 187V186H223ZM223 187L222 186H220V184H219V186L217 187V188H219L220 189V191L222 192V190H225V189H223ZM14 188V187H13ZM24 188V187H23ZM84 188V187H83ZM89 188V187H88ZM87 188V189H88ZM111 188V187H110ZM134 188V187H133ZM157 188H158V185H157ZM208 188V187H207ZM210 188H214V185H212V187H210ZM216 188V189H217ZM71 189V188H70ZM94 189V188H93ZM96 190H97V188H95ZM115 189V188H114ZM218 189V190H219ZM27 190H29V191H27ZM73 190V189H72ZM82 191H83V189H81ZM81 190H80V192H81ZM85 190V189H84ZM132 190V189H131ZM217 190V191H218ZM20 191V190H19ZM126 191V190H125ZM194 191V190H193ZM214 191H215V189H214ZM217 191L215 192V193H217ZM226 192L227 191H230V189H226L225 190ZM79 192V191H78ZM78 193L77 194V196L78 197H83L82 195H84L85 196V193L84 192H81V193ZM88 192V191H87ZM90 192H92V191H90ZM198 192V191H197ZM200 192V191H199ZM206 192H208V191H206ZM211 192V191H210ZM220 192V193H221ZM226 192H224L223 194H227ZM70 193H71V191H70ZM122 193V192H121ZM125 194L127 193V191L126 192H124ZM124 193H122L123 194V196H124ZM182 193V192H181ZM195 193H196V191H195ZM205 193V192H204ZM233 193V192H232ZM74 194H76V193H74ZM200 194V193H199ZM202 194V193H201ZM43 195V196H42ZM59 195V197H61L60 199H59V201L57 202V201H55V202H52L51 203V201L54 199H57L56 197ZM69 195V194H68ZM205 195V194H204ZM216 195L217 194H215V196L214 197H216ZM71 197H73L72 196V194L70 195ZM76 196V197H77ZM88 196V195H87ZM91 196V195H90ZM108 196V195H107ZM106 196V197H107ZM110 196H112V195H110ZM159 196H161V195H159ZM190 196V195H189ZM218 196V195H217ZM219 196H220V194H219ZM221 196H224V195H222V193H221ZM77 197V198H78ZM105 197V198H106ZM179 197H181V196H179ZM213 197V198H214ZM224 197H226V196H224ZM236 197V196H235ZM74 198V197H73ZM184 198V197H183ZM223 198V197H222ZM221 197H218V200H220V199H222ZM237 198V197H236ZM71 199V198H70ZM68 200L69 202L70 201H72V200ZM76 199V198H75ZM83 199H84V197H83ZM109 199V198H108ZM111 199H113V198H111ZM190 199H191V197H190ZM204 199V198H203ZM217 199V198H216ZM225 198H223L222 200L223 201H225L224 200ZM77 200V199H76ZM107 200V198L105 199V201ZM159 200V201H158ZM157 200V202H160L161 203V198L160 199H158ZM163 200H164V198H163ZM217 200V201H218ZM233 200V199H232ZM78 201V200H77ZM80 201H81V199H80ZM110 202V199L109 200H107L106 202ZM112 201V200H111ZM166 201V200H165ZM200 201V200H199ZM208 201V200H207ZM206 201V202H207ZM215 201V200H214ZM216 201V202H217ZM66 201H64L62 204H65V206L67 207L68 205H66V203H65ZM106 202H105V204H106ZM221 201H219V203H220ZM73 205L76 203V202H71ZM160 203H158V207H159V204ZM165 203V202H164ZM198 203V202H197ZM223 203V202H222ZM226 203V202H225ZM166 204V203H165ZM199 204V203H198ZM79 205H80V202H79ZM161 205H163V203H161ZM219 205V204H218ZM220 205H222V204H220ZM227 205V203L225 204V205H222V206H226ZM228 205H230V204H228ZM263 205H264V202L262 201V203H261V206H262V210H264V207H263ZM63 206V205H62ZM78 206V205H77ZM164 206H166V205H164ZM204 206V205H203ZM248 206V205H247ZM249 206H251L250 204H249ZM249 206H248V208H249ZM81 207V206H80ZM155 207V206H154ZM153 207V208H154ZM168 207H169V204H168ZM215 207H216V205H215ZM67 208H69V207H67ZM96 208H97V211L99 210V208H100V204H99V207H97L96 206ZM160 208H161V206H160ZM165 208V207H164ZM164 208H163V210H164ZM220 208H222V207H220ZM243 208V207H242ZM48 209V210H49ZM66 209V208H65ZM127 209H129V207H127ZM144 209V208H143ZM209 209V208H208ZM215 209H217V208H215ZM214 209V207H212L211 209H210V211H209V213H208V218L210 217V218H215L216 216H218L217 214H218V211L217 210H215ZM223 209L224 208H222V211H223ZM226 209V208H225ZM233 209V208H232ZM6 210H8V209H6ZM157 210H158V208H157ZM156 209H150V210H146L145 211V215H146V218H147V224L149 225V227L148 228H150L149 229V233L150 232H155V228L154 227H156L157 226V223H159L158 221H154V222H152L154 219H157V216L155 215V213H157L156 211H157ZM166 210H167V207H166ZM206 210V209H205ZM219 210V209H218ZM234 210V209H233ZM261 210V211H262ZM96 211V210H95ZM159 211H160V209H159ZM220 211V210H219ZM232 211V210H231ZM49 212H51V211H49ZM54 212V213H55ZM165 212V211H164ZM164 212H161V214L163 213L164 214ZM167 212V211H166ZM47 213V212H46ZM74 213H75V215H74ZM92 213V212H91ZM94 213V212H93ZM104 213V212H103ZM183 214V213H185V212H183V213H180V212H177L176 214H177V216L179 215V214ZM206 213V212H205ZM220 213V212H219ZM260 214H259V221L261 220V219H263V221H264V218H261L260 219V216L262 217V214H263V212H262V214H261V212H259ZM176 214H175V216H176ZM226 214V213H225ZM45 215V216H44ZM88 215H90V214H88ZM96 215V214H95ZM104 215V214H103ZM181 215H179V217L181 216ZM236 215H237V213H233V216H234V218L233 219H237L236 220V222L238 221V220H240L241 219V217L239 216V214L237 215V217H236ZM85 216V215H84ZM91 216H93L92 217V219H91V221H93V219H94V221L97 223V224H101V223H98L97 222V220H96V216H94V214H92ZM91 216H87L88 217V219H86L85 217V220H84V222L85 221H87V220H89V218L91 217ZM153 216H155V218L153 219ZM158 216H160V215H158ZM165 216V215H164ZM230 216H232L231 214H230ZM150 217H152V219L153 220H151V218ZM219 217V216H218ZM236 217V218H235ZM240 217V218H239ZM74 220H72V219ZM79 218V217H78ZM81 218H83V216H81ZM124 217H122V219H123ZM145 218V219H146ZM150 218V221L148 220ZM122 219H120V220H122ZM176 219V218H175ZM250 219V222H251V220H252V222L254 223V222H257V220H255L254 221V218H249ZM256 219V218H255ZM80 220H82V219H80ZM79 220V221H80ZM123 220H125V219H123ZM228 220H229V218H228ZM77 221V220H76ZM103 221V220H102ZM101 221V222H102ZM109 221V220H108ZM110 221H112V220H110ZM126 221V220H125ZM144 221H146V220H144ZM226 221V220H225ZM245 221V219H243L242 220V222H244ZM258 221V222H259ZM81 222V221H80ZM157 222V223H156ZM180 222H181V220H180ZM199 222V221H198ZM228 222H230L231 224H232V222L231 221H228ZM239 222V224H240V226H244V224H242V222L240 223V221H238ZM237 222V223H238ZM247 222V221H246ZM249 222V220H248V223H250ZM251 222V223H252ZM78 223V222H77ZM76 223V224H77ZM87 223V222H86ZM110 223V222H109ZM145 223V222H144ZM234 223H235V221H234ZM233 223V224H234ZM247 223V224H248ZM253 223H252V225H253ZM263 223V222H262ZM82 224H83V221H82ZM89 223H87V225H88ZM106 224H107V222H106ZM123 224H124V221H123ZM175 224V223H174ZM178 224V223H177ZM224 224H226V222H224L223 223V225ZM228 224V223H227ZM226 224V225H227ZM236 224V223H235ZM234 224V225H235ZM239 224H237V225H239ZM255 224V223H254ZM86 225V226H87ZM90 225V224H89ZM88 225V226H89ZM96 225V224H95ZM109 225V224H108ZM113 225V224H112ZM125 225H126V223H125ZM155 225V226H154ZM229 225V224H228ZM236 225V226H237ZM246 225V224H245ZM249 225V224H248ZM248 225H247V227H248ZM251 225V224H250ZM249 225V226H250ZM251 225V226H252ZM257 225V226H256ZM98 226H100V225H98ZM107 226V225H106ZM144 226H146V225H144ZM154 226V227H153ZM173 226H175V225H172V227ZM199 225H197V227H198ZM242 226V228L240 229V230H242L244 227ZM250 226V227H251ZM255 226L258 228V224H255ZM254 225H253V227H255ZM83 227H84V224H83ZM154 229H153V228ZM158 227H159V229H160V226L158 225ZM203 227V226H202ZM255 227V228H256ZM263 227H264V225L261 227V229H263ZM85 228V227H84ZM90 228V227H89ZM146 228H147V226H146ZM157 228V227H156ZM228 228V227H227ZM87 229V228H86ZM91 229H94V227L92 226V228H90V232H91ZM186 229V228H185ZM233 229H234V227H233ZM253 229V228H252ZM259 229H260V227H259ZM28 230V231H29ZM156 230H158V228L156 229ZM187 230V229H186ZM188 230H189V228H188ZM224 230V229H223ZM227 230H229V228L227 229ZM227 230H224V232H226ZM246 230H247V233L248 234H250L249 235V237H251V235H252V233H250L251 232V229H250V231L247 229V228H245V233H246ZM258 231V229H254L253 231ZM86 231H88V230H86ZM86 231L84 232V233H86ZM160 231V230H159ZM232 228L230 229V234H232ZM234 231V230H233ZM243 231V230H242ZM242 231L241 232H239V234H241L242 233ZM261 231V230H260ZM13 232V233H12ZM89 232V231H88ZM93 232H95V229L93 230ZM93 232L92 233H90V234H88L89 235V238H93V237H91V236H93L92 234H93ZM146 232H147V230H146ZM157 232V231H156ZM236 232V231H235ZM235 232H233V234H235L236 236H237V232L235 233ZM262 233H264V229H263V231H261ZM65 233H66V235H67V231H64V230H60V229H57L54 233H52V232H50L49 233V235L48 236H46L45 237V240L46 241H57L58 242V240L61 242V243H63L62 241H64V239H65ZM135 233H137V232H135ZM135 233H134V235H135ZM148 233V234H149ZM227 233V232H226ZM246 233V234H247ZM257 233V232H256ZM69 234V233H68ZM151 234H153V233H150V236L149 237H152V239H155V237L157 236V234L155 235V237L154 236H152ZM221 234H222V232H221ZM228 234V233H227ZM227 234H225V233H223V235L221 236L222 237V239L225 237H227V236H229L228 238V240H226V241H229L230 242V239L231 240H233V239H237V238H234V236H230L229 234L227 235ZM242 234H244V233H242ZM248 234H247V236H248ZM14 235V234H13ZM133 235V234H132ZM133 235V236H134ZM159 235H160V233H159ZM225 235H227V236H225ZM258 235V234H257ZM256 235V236H257ZM83 236H84V234H83ZM97 236V235H96ZM126 234H124V238H126ZM224 236V237H223ZM239 236V235H238ZM254 236H255V233H254ZM254 236H252V240H253V238H254ZM220 237V236H219ZM240 237H244V236H240ZM113 238V237H112ZM111 238V239H112ZM123 238V237H122ZM129 238V237H128ZM225 238L223 239V244L224 243H226V241L224 242V240H225ZM245 238H246V236H245ZM83 239H84V245H87L86 243H87V238L85 237H83ZM157 239V238H156ZM155 239V240H156ZM221 239V240H222ZM227 239V238H226ZM255 239H256V237H255ZM126 240V239H125ZM125 240H123V242L125 241ZM140 240V239H139ZM148 240H150L151 241V238H149ZM148 240H146V242L148 241ZM242 240H244V238L242 239ZM247 240V239H246ZM251 240V241H252ZM257 240V239H256ZM46 241H42L41 243H40V245L42 246V248L41 249H39V247H38V253H42L43 255L44 254H46L48 251H50V250H48L49 248H46L47 247V245H48V242H46ZM67 241V240H66ZM75 241V240H74ZM74 241H72L73 243H74ZM85 241H86V243H85ZM92 241V240H91ZM107 241V240H106ZM219 241V240H218ZM238 242H239V240H237ZM254 241V240H253ZM72 242H69V243H72ZM88 242H90V240L88 241ZM93 242V241H92ZM91 242V243H92ZM111 241H109V243H110ZM126 242V241H125ZM137 242V241H136ZM152 242V241H151ZM237 242V244H239ZM247 242V241H246ZM249 243L248 244H251L250 243V241H248ZM257 242V241H256ZM65 243V242H64ZM67 243V242H66ZM65 243V244H66ZM68 243V244H69ZM77 243V242H76ZM80 243L82 244V242L80 241ZM79 243V244H80ZM231 243V242H230ZM230 243L228 244V245H230ZM241 243V242H240ZM51 244V243H50ZM60 244V243H59ZM90 244V243H89ZM93 244H94V242H93ZM119 244H121L120 242H119ZM125 244V243H124ZM171 244L174 246V243H169L168 244V246H170L171 248H174L173 246H171ZM176 244V243H175ZM199 244H201V243H199ZM198 244V245H199ZM207 244H208V241H207ZM214 244V243H213ZM216 244V243H215ZM220 244H222V242L220 243ZM237 244H236V246H237ZM253 244H255L254 242H253ZM73 245V244H72ZM74 245H75V243H74ZM73 245V246H74ZM76 245H78V244H76ZM146 245H147V243H146ZM202 245H203V243H202ZM218 245V244H217ZM225 245V244H224ZM222 246L221 245V250L223 249V248H225L226 246ZM252 245V244H251ZM251 245H249L250 247V251H251ZM62 246H64L63 244H62ZM168 246H166L167 248H170V247H168ZM211 246V243H210V245H203L202 247V249H200V248H196V246H195V250L201 255L202 253V255L201 256H199L197 259H196V257L195 256H191L190 255V258H188V259H190L191 260V257L193 258V257H195L194 259H196L197 260V262L199 261V262H201L202 260V258H203V260H204V256L207 254L206 252H205V247L208 249V251L207 252H209L210 253V255L212 256V258L214 259H216L218 262H222V259H224V257L223 258H221L220 256H217V255H215L216 254V250L215 249H213L212 247H210ZM240 246V245H239ZM239 246L236 248V250H237V252H236V250H235V252H236V254H234V256H239L240 255V251H242V248L240 249L239 248ZM248 246V245H247ZM71 247V246H70ZM90 247H92V245L90 246ZM148 247H149V245H148ZM165 247V248H166ZM220 247V246H219ZM218 247V248H219ZM228 247V246H227ZM227 247L225 248V249H227ZM242 247H243V249L245 250V248H244V246H243V243H242ZM72 248V247H71ZM74 248H76V246H74ZM111 248V247H110ZM109 248V249H110ZM114 248V247H113ZM229 248H231V246H229ZM239 248V249H238ZM264 248V247H263ZM263 248H261V249H263ZM5 249V248H4ZM61 249V248H60ZM101 249V248H100ZM253 249V248H252ZM111 250H114V249H111ZM110 250V251H111ZM165 249L163 248V251H164ZM167 250V249H166ZM219 250V249H218ZM240 250V251H239ZM247 250V252L249 251V249H246ZM8 251V250H7ZM63 251V250H62ZM72 251V250H71ZM109 251V250H108ZM224 251V250H223ZM226 251H228V253H230L231 254V252L233 251V249H230V251L229 250H226ZM74 252H76V251H74L73 250V253ZM112 252V251H111ZM124 252V251H123ZM161 252H162V250H161ZM171 252V251H170ZM246 251H244V253H245ZM252 252V251H251ZM60 253H61V251H60ZM63 253V252H62ZM72 253V252H71ZM77 253H78V251H77ZM77 253H75L76 255H77ZM206 253V254H205ZM218 253V252H217ZM224 253H227V252H225L224 251ZM250 253V252H249ZM261 254H262V259H264V249L260 252ZM4 253H2V251L0 250V264H19L18 262H20L19 260H16L15 258H11V259H6V260H4L3 258H2V255H3ZM10 254H8V255H10ZM96 254V253H95ZM229 254V255H230ZM237 254H239V255H237ZM242 254V253H241ZM248 254V253H247ZM74 255V254H73ZM93 255V254H92ZM98 255H100V254H98ZM97 255V256H98ZM208 255V254H207ZM206 255V256H207ZM223 255V254H222ZM40 256V255H39ZM78 256L80 257V255L78 254ZM81 256H82V254H81ZM94 256V255H93ZM92 256V257H93ZM96 256V257H97ZM105 255H103V258H99V259H102V260H100L101 262H103L104 260H105V257H104ZM44 257H45V255H44ZM44 257H40L38 260H36L37 261V263L38 264H43L44 263ZM70 257H72L73 258V256H70ZM77 257V256H76ZM75 257V258H76ZM225 257H227L228 258V256L227 255H225ZM83 258V257H82ZM95 258V257H94ZM227 258H225V260L227 259ZM74 259V258H73ZM85 259V258H84ZM213 259H210V260H213ZM239 259V261H240V258H238ZM91 259H88L87 261H90ZM95 260V259H94ZM47 261V260H46ZM74 261V260H73ZM86 261V260H85ZM106 261H108V259L107 260H105V263H106ZM188 261V260H187ZM193 261H195V260H193ZM214 261V260H213ZM217 261H215L216 263H217ZM224 261V260H223ZM227 261V260H226ZM27 262V260H25V264H27L26 263ZM75 262V261H74ZM97 262V261H96ZM95 262V263H96ZM101 262H98V264H101ZM196 262V263H197ZM204 262V261H203ZM207 262H209V260L207 261ZM207 262H205V263H207ZM212 261H210V263H211ZM241 262V261H240ZM23 263V264H24ZM48 263V262H47ZM78 263V262H77ZM91 264V261H90V263H86V262H83V264ZM93 264H94V261L92 262ZM113 263V262H112ZM188 264H192L191 262L189 263V262H187ZM196 263H194V264H196ZM34 264H35V262H34ZM44 264H46V263H44ZM74 264V263H73ZM82 264V263H81ZM213 264V263H212ZM243 264H264V261L262 262H260L259 260L257 261L256 259H252V261H246L245 263H243Z\"/></svg>",
  "mask_w": 264,
  "mask_h": 264
}]
</instances>
